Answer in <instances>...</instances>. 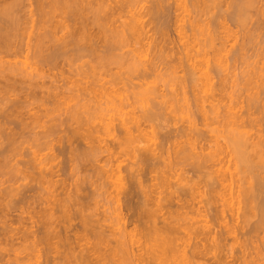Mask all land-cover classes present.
<instances>
[{
	"label": "rangeland",
	"instance_id": "374dc122",
	"mask_svg": "<svg viewBox=\"0 0 264 264\" xmlns=\"http://www.w3.org/2000/svg\"><path fill=\"white\" fill-rule=\"evenodd\" d=\"M2 1H4V2H2ZM10 1V0H9ZM145 1H147V2H145ZM145 1H143V3L141 4L140 3V5H139V7L141 8H139L138 9V11H140V13H141V16H143V19L142 20H144V25H145V32H147V33H145V34H147L148 35V37L146 36V35H144V36H146V37H144V38H146V39H142V42H144L145 44L143 45L142 44V42H141V44L143 45V46H141L139 43H135L134 42V40L133 39H131V38H127V40L126 41H123V43L122 44H119V45H117V46H115L113 49H107L105 46H102L103 45V43H102V40H100L99 41V39L100 38H98L97 36V38L96 37H94L93 39L94 40H96L97 39V41H95V42H90L89 40H87V42L88 43H92V46H94L95 47V49H97L94 53L93 52H87V51H85L84 52V54L85 55H83V53L81 54V53H77V52H75L74 50H73V48L71 47V46H69V47H67L68 48V50H67V55H69V56H67V55H65L64 57H65V59H64V57H60V58H58V60H57V62L56 63H54L55 65H52L51 63H49L48 61H47V58L49 57V55H47L48 54V52H51V49H52V47H53V49H56L57 48V45H56V43L57 44H59L60 42L62 43V41L64 42V40H67L66 38H67V36H66V32L67 31H69V27H70V24L69 23H71L70 21H68V30L67 31H65L66 30V28L65 27H63L62 25H60V24H62L61 22H64V23H67L66 21H64L65 20V18L64 17H60V15H59V13H56V14H53V16H51V15H49L48 17H47V19H46V17H45V21H43V19H42V22H40V19L42 18V17H39V11L37 10V8H36V5L35 4H33V0H22L21 1V3L23 4L22 6H23V8H22V12H24L25 14L26 13H28L29 11H31L32 12V16H31V20H26L25 22H26V24H22V26L23 25H26L25 27L27 28L28 27V30H26L25 29V31H23L24 29L23 28H25V27H23L22 28V30H21V33H23V34H21L20 33V31L18 32L19 33V37L17 36L18 35V33H17V39H15V44L16 43H18V44H16V46H15V48H13L12 50H9L8 52H11V53H13V54H7V52H6V54L5 53H3V50H1L0 51V60H17V62H18V64L20 63H22L23 64V62H25L24 63V65H23V67L25 66V64H28L29 65V69L27 68L26 70H28V71H31V73L29 74V72L27 73V72H25V74H23V72H22V68H21V73H19L20 71H18L17 72V74H16V76H15V82L14 83H16L17 85H15L16 87H18L17 89L16 88H11L10 89V86L11 87H13L12 85H10L11 83H13V81H11V83H10V81H8V82H6L7 84H3V83H5V79L3 78H1V71H0V98L1 97H3V98H5V97H9L10 99H14V100H16V99H18L19 100V98H20V100H19V102L21 103V101H24V105L22 104H20V103H18V105H19V107L22 109H20L19 107V110H21V111H19L18 110V108H17V110H18V112L15 110V112L17 113V115L14 113L13 115L15 116H17V117H19V118H16V120H18L19 122H20V120L19 119H21V122L22 123H24V124H22L21 122V124L20 125H17V121H15V125H14V123H8V124H4V126L5 127H7L6 128V131H12L13 132V134H15L16 133V136L18 137H16L15 135V141L16 142H14V145H10L9 147L11 148V150L9 149L8 151H10L9 152V154H4V155H6V156H4L5 158V160H6V157H9V156H12V157H10L11 158V160L10 159H8L7 158V160H6V162L8 163V166H7V164H6V167H5V169L2 171V169H0V177L2 178H0V182L2 181V180H4V182L5 183H2L1 182V184H3V185H1L0 184V189H2V191H4L3 190V187H5V188H8V186H10L11 184H13L14 183V186L16 185L17 186V184H18V181H19V185L18 186H22L23 185V190H21V193H24V195L25 194H27L28 192V194L27 195H29L28 197H27V201H25V199H24V203L22 204V202H20V204L22 205H16V208L18 207V206H21L22 208H20V212H21V214L23 213L24 215L23 216H25V217H28L30 220H34L33 221V230H36V231H38V230H40V223L42 224L44 221H45V216L43 217V215H41V214H45V212L44 211H42V209H45L44 207H45V197H47L48 196V194L46 195V190L44 189V187L43 186H41V184L37 181L38 179H35V178H37V177H34L35 175H36V172H35V170H34V172L33 171H31V169L32 168H27V169H25V166H23V164H25V160L27 161V163L29 162V164H33V161H32V157H33V153H34V155L36 154V160H37V158H40L39 160H42V161H46V159L45 158H48L49 160H50V162H51V164H53L52 166H54V167H52L53 168V170L55 171V175H54V180L56 179V180H58L59 182H57V184L56 183H54V184H56L55 185V188L52 186V188H54L53 190H52V192H51V196H50V199H51V201H52V205H51V213H53V215L51 214V215H49V216H52V219H51V224H53V223H55L56 225H51V227H52V229H54L55 231H53V233L55 232V234H56V236H59V238H57L56 236H53V238H51V247H50V250H48V248H47V246L46 245H44V243H40V244H38V248L36 249V252H38L37 254L40 256V257H38V255H35V256H31V260L33 261V262H35V263H37L38 261H39V263H37V264H48V262H47V259H48V256H50L49 258L51 259V261L49 262V264H66V262H67V264H77V262H79V261H77V258H80V257H75V255H74V253L77 255H79V252H80V250L83 248V246H85L83 249H85L86 247H87V244H88V246H92V245H94V243H97V247L98 246H101V247H99L98 249L99 250H101V248L102 249H104V253L106 254L105 256H107V258L105 259V261H106V263L102 260V258L103 257H105V256H103L104 255V253H100V256H102V258H101V260H102V263L101 264H116V263H118V262H115V261H117V259L116 260H114L113 258V260L111 259V257H112V253H110V252H112V250H114V248H116L117 249V247H116V245H117V242H116V238L119 236L118 235V233H117V228H125V230L127 229L128 230V232H129V234L131 235L132 234V236H133V242H130V238H128V236H127V238L129 239H127L126 240V243L127 242H129L128 243V246H129V248H132V252L135 254L134 255V257L132 258L134 261L132 262V264H134L136 261H137V263L138 264H161L160 262H161V260H163L165 257H163L162 255V258L163 259H160L159 260V258H158V260L160 261H158V260H155L154 259V257H150L149 256V254L146 252V250L148 251V249L150 250L151 248H153V247H151L152 245H153V242H154V240H152L153 239V237L154 236H156L155 234H153L152 232L155 230H152V226H151V224L152 225H154L153 224V222L156 220L157 222H158V220H159V223H157L156 222V224H155V228L157 229V224H163L162 222H164V225H167L166 224V222H167V220L165 219V217H166V215H169V213H170V215H172L171 217H174L173 216V214L176 216V212H180V210L182 211V212H184L183 211V208L182 209H180V210H178L179 208H177L176 207V204L177 203H192V205H194V206H192L193 208H194V210H195V208L196 209H198V210H196L195 212L196 213H198L199 214V216H198V214H195L194 216H196V217H194L193 215H191V214H193V213H189V217H194V220H201L200 222L201 223H204L205 224V228L204 229H206L208 226V228L204 231L203 230V235H201V233H200V235H201V237H200V240H199V235L198 236H196V238H197V240H195V237H194V239H187V241L186 242H190L191 244H193V243H195L194 245H191L190 243V245H189V247L188 246H186V248H189V249H191L190 248V246L191 247H193V246H196L197 244H198V249H199V251H197V252H199L200 253V251H201V253L202 252H206V254L204 253V254H201V256H200V254H198L197 256H199L198 258H197V256H194V260H195V258H197V263H194V262H196V260L194 261L193 259H192V262L191 263H194V264H240L241 263V258H240V256H241V252L244 250L248 255H249V257H253V258H251L253 261H255L254 260V258H256V262H253L252 264H255V263H258L259 262V264H264V207H262L263 209V211H261V209H260V207L259 206H257L258 204L259 205H261V200L264 198L263 197V195H264V190L262 189V187L259 185V184H261L260 182L262 181V182H264V162H262V163H258V161L257 160H261L262 161V159H263V161H264V142L262 141V140H264V90L262 89L263 88V83H264V78H262L263 77V75H264V70H263V68H264V63H263V61H264V26H263V24H264V20H262V19H264L263 17H264V14H262V13H264V0H243V2H242V0H240L241 1V3H238V2H240L239 0H187L188 1V3L186 2V0H184L185 1V5H187L186 7L187 8H185V7H180V6H182L183 4H184V2H183V0L181 1V5H178V3H177V0H160V2H158L159 0H154L156 3H154V1L153 0H145ZM150 1V2H149ZM164 1H166V2H164ZM199 1V2H198ZM202 1V3H200ZM204 1V2H203ZM212 1V2H211ZM235 1V2H234ZM248 2V4H247V2ZM253 1V2H252ZM1 2H2V4L3 3H5V0H0V4H1ZM7 2H8V0H7ZM141 2H142V0H141ZM196 2V3H195ZM237 2V3H236ZM245 2V3H244ZM255 2V3H254ZM170 3V4H169ZM183 3V4H182ZM198 3H200V4H198ZM206 3V4H205ZM242 3H244V4H242ZM253 4V5H251V4ZM155 4H156V6H155ZM159 4V5H158ZM165 4V5H164ZM169 4V5H168ZM191 4V5H190ZM196 4H197V6H196ZM202 4H203V6H205V7H203L202 6ZM209 4V5H208ZM214 4V5H213ZM219 4V5H218ZM235 4V5H234ZM246 4V5H245ZM163 5V6H162ZM208 5V6H207ZM213 5V6H212ZM232 5V6H231ZM238 5H245L244 7L242 6V9L239 7H237ZM248 5V6H247ZM153 6V7H152ZM194 6H196V7H194ZM202 6L203 7V9L201 10L200 9V7ZM152 7V8H151ZM162 7V8H161ZM201 7V8H202ZM235 7H237V8H235ZM245 7H249V9L247 10ZM250 7H252V8H250ZM180 8V9H179ZM185 8V9H187V10H183V9ZM199 8V9H198ZM232 8H235V10L233 9V11H232ZM243 8H245L244 9V12L242 11L243 10ZM32 9V10H31ZM148 9H150V12H149V10ZM163 9V10H162ZM168 9V10H167ZM190 9V10H189ZM251 9V10H250ZM258 9H259V11H258ZM37 10V11H36ZM223 10V11H222ZM230 10V11H229ZM237 10V11H236ZM247 10V11H246ZM257 10V11H256ZM165 11V12H164ZM168 11V12H167ZM186 11V12H185ZM231 11H232V13H231ZM238 11L240 12V13H238ZM262 11V12H261ZM22 12H21V14H22ZM148 12V13H147ZM219 12H221V14L219 13ZM225 12V13H224ZM235 12H237L238 14L236 15L235 14ZM242 12V13H241ZM256 12V13H255ZM259 12V14L257 15V13ZM23 13V14H24ZM143 13H144V15H143ZM151 13V14H150ZM169 13V14H168ZM232 14V15H230V14ZM248 13H250V15L248 14ZM35 15V17H33L34 15ZM153 14V15H152ZM184 14V15H183ZM224 14L226 15V16H224ZM242 14H246V16L245 15H243V17L245 18L246 17V19L248 18V21L249 22H245V20L243 19V17H242ZM262 14V15H261ZM54 15H55V17H54ZM59 15V16H58ZM235 15L239 18H235L236 19V21H235V19L233 18V17H235ZM249 15V16H248ZM255 15H257V17L255 16ZM260 15V16H259ZM145 16V17H144ZM183 16H185L184 17V19H185V23H184V20L183 19H181ZM187 16V17H186ZM188 16H189V18H188ZM223 16V17H222ZM229 16V17H228ZM150 17H153V19L152 18H150ZM159 17V18H158ZM196 17V18H195ZM215 17V18H214ZM252 17V18H251ZM262 17V18H261ZM53 18V19H52ZM64 18V19H63ZM155 18L157 19L156 21H155ZM180 18V19H179ZM186 18H188V19H186ZM191 18H193L191 21H193V23H194V21H196L197 19V23H199L200 21L202 22H205L206 24H207V26H206V24L204 23H202V25H200V24H198V25H200V26H202V28L203 29H205L204 31H202L201 32V30H203L201 27H200V29L201 30H196V28L194 29L191 25L189 26V24L190 23H192L191 21H190V19ZM223 18V19H222ZM233 18V19H232ZM257 18H258V20H257ZM33 19V20H32ZM35 19V20H34ZM51 19V20H50ZM61 19V20H60ZM89 19V18H88ZM123 19L125 20V17L123 16L122 18H120L119 20H121V21H123ZM151 19H152V21H151ZM178 19H179V21L181 20V22H179L178 21ZM200 19V20H199ZM222 19V20H221ZM243 19V20H242ZM250 19V20H249ZM49 20L52 22L53 21V23H51V22H49ZM57 20V21H56ZM59 20H60V23H59ZM118 20V21H119ZM127 20V19H126ZM159 20V21H158ZM187 20H189V21H187ZM217 20V21H216ZM224 20H226V21H224ZM237 20H238V22L240 23V26H239V23L237 22ZM242 20V21H241ZM262 20V21H261ZM46 21H48V22H46ZM88 21V20H87ZM89 21H91V18H90V20ZM117 21V23L118 24H116V22H115V25H119L120 24V22H118ZM163 21V22H162ZM167 21V22H166ZM199 21V22H198ZM235 21V22H234ZM242 23H241V22ZM244 21V22H243ZM260 21H261V23H260ZM29 24H28V23ZM46 22V23H45ZM92 22V21H91ZM155 22V23H154ZM159 22V23H158ZM177 22H179V23H181V26H182V24H183V26H184V24H186V26H184L183 27V30L187 33L188 32V30H189V32L187 33V34H189L188 35V37L190 38H188V37H185L184 39H182V38H180L179 36H178V30H176L177 28H178V24L179 23H177ZM183 22V23H182ZM190 22V23H189ZM219 22H221V23H219ZM35 23H37V24H35ZM42 23H44V24H42ZM64 23H63V25H64ZM158 23V24H157ZM161 23H165L164 25L163 24H161ZM225 23V24H224ZM260 23V24H259ZM27 24L29 25V26H27ZM59 24V25H58ZM148 24V25H147ZM155 24V25H154ZM156 24L158 25V26H156ZM160 24V25H159ZM169 24V25H168ZM177 24V25H176ZM215 26H214V25ZM218 24H220V25H218ZM245 26H244V25ZM166 25V26H165ZM204 25V26H203ZM208 25H210V26H208ZM228 26L227 28H225V27H222V26ZM237 25V26H236ZM241 25H243V27H244V29L243 28H241L242 26ZM260 25V26H259ZM21 26V27H22ZM41 26V27H40ZM43 26L45 27V28H43ZM48 26V27H47ZM54 26V27H53ZM56 26V27H55ZM61 26H62V28H61ZM165 26V27H164ZM205 26H206V28H208V29H206L205 28ZM217 26V27H216ZM38 27V28H37ZM50 27V28H49ZM94 27V26H93ZM157 27V28H156ZM189 27V28H188ZM190 27H192L195 31H196V33H195V31L191 28V30L192 31H194V35H192L191 36V34H193V32L190 30ZM219 27V28H218ZM260 27V28H259ZM30 28V29H29ZM40 28H42V29H40ZM65 28V29H64ZM164 28V29H163ZM186 28H188L187 30H186ZM209 28H212L211 30H209ZM225 32V34H228V36L227 35H224V32L221 30V29ZM40 29V30H39ZM46 29V30H45ZM166 29V30H165ZM217 30V31H219V32H215V31H213V30ZM226 29H228V31L226 30ZM258 29V30H257ZM38 30V31H37ZM43 30V31H42ZM93 30H97L96 28H94ZM158 30H159V32H158ZM162 30V31H161ZM206 30H208L209 31V33L208 34H210L211 35V33H212V31H213V34L212 35H214L213 37L212 36H209L208 34H206L207 33V31ZM232 30V31H231ZM31 31V32H30ZM40 31V32H39ZM42 31V32H41ZM46 31V32H45ZM48 31V32H47ZM55 33H54V32ZM198 31V32H197ZM229 32L230 31V33H227V32ZM254 31V32H253ZM27 32V33H26ZM31 34H30V33ZM43 32H45V36H47L46 34H50V36H52V37H45L44 36V39H42L43 37H41V46H42V49L44 48V51L43 50H41V49H39V47H38V45L40 46V43H38L39 41H37V38L38 37H40V35L42 34L43 35ZM95 32V31H94ZM156 32H157V34H156ZM190 32H192V33H190ZM201 32V33H200ZM246 32V33H245ZM251 32V33H250ZM40 33V34H39ZM54 33V34H53ZM202 33H204V34H202ZM219 33H221V35H222V37H221V35L219 34ZM28 34V35H27ZM30 34V35H29ZM162 34V35H161ZM164 34V35H163ZM199 34V35H198ZM201 34V35H200ZM208 35L207 37H206V35ZM216 34V35H215ZM217 34L218 35H220V36H217ZM230 34H232L231 36H229ZM250 36V34H252L253 35V37H249L248 35ZM27 37H26V36ZM41 35V36H42ZM158 37H157V36ZM235 35V36H234ZM247 36V39H246V36ZM251 35V36H252ZM254 35H256V37L254 36ZM55 37V40H54V37ZM58 36V37H57ZM161 36H163V37H161ZM200 36H202V37H200ZM204 36V37H203ZM243 36L245 37V39L243 38ZM165 37V38H164ZM178 37H179V40H182V41H179L178 40ZM220 37H221V39H220ZM233 37V38H232ZM63 38H65V39H63ZM156 38H157V40H156ZM163 38V39H162ZM187 38H188V40H187ZM192 38H194V39H192ZM213 38V39H212ZM225 38V39H224ZM229 38V39H228ZM250 38H252L251 40H249ZM19 39V40H18ZM39 39V38H38ZM53 39V40H52ZM130 39H131V41H130ZM186 39V40H185ZM206 39H208V40H206ZM212 41H211V40ZM223 39V40H222ZM47 40V41H46ZM132 40H133V42H132ZM152 40V41H151ZM190 40V41H189ZM196 40H197V42H196ZM230 40V41H229ZM244 40H249L248 42L250 43L251 41H253V43L251 42L250 44L249 43H247L246 41L244 42ZM128 41V42H127ZM148 41V42H147ZM151 41V42H150ZM158 42V43H156V42ZM194 41V42H193ZM221 41H222V43H221ZM226 41H228V42H226ZM26 42V43H25ZM56 42V43H55ZM59 42V43H58ZM96 42H97V44H96ZM100 42V43H99ZM161 42V43H160ZM180 42V43H179ZM184 44H183V43ZM185 42L187 43V45L188 46H190V44L191 43H193V48H194V51H193V48H192V50H191V47L192 46H190V47H188V48H190V53H189V51H185L184 52V50H189V49H187V45L185 44ZM210 42V43H209ZM241 42H243V43H241ZM34 43V44H33ZM36 43H38V44H36ZM53 43V44H52ZM54 43H55V45H54ZM60 43V44H61ZM126 45H125V44ZM147 43H149V45L147 44ZM197 43V44H196ZM199 43H200V45H202V46H200L199 45ZM204 43V44H203ZM213 43H214V45H213ZM49 44H50V46H49ZM84 44L87 46V45H89V44H87V43H84V41H83V46H84ZM97 46V45H100V46H98V47H96L95 45ZM129 44H130V46H129ZM146 44L148 45V46H146ZM152 44V45H151ZM157 44V45H156ZM212 44V45H211ZM216 44L218 45V46H216ZM241 44H243V45H241ZM36 45H37V48L39 49H37L36 48ZM182 45V46H181ZM184 45H185V48H184ZM192 45V44H191ZM226 45V46H225ZM85 46V48H87ZM139 46V47H138ZM150 46V47H149ZM196 46V47H195ZM237 46H239L238 48H237ZM240 46H242L241 48H240ZM17 47V48H16ZM140 47H142V48H140ZM149 48V50H146L147 48ZM199 47V48H198ZM211 47V48H210ZM246 47V48H245ZM41 48V47H40ZM102 48H103V50H102ZM122 48V49H121ZM145 49V52H144V55H143V61L145 62V61H147L146 63H151L150 61L151 60H153V62H155V60L158 62L157 64H159L160 63V65H158L159 67H160V69H159V67L157 68L158 70H156V71H154L155 69H153V71L152 70H146V71H144V70H142V69H139V70H137V69H135L134 71L131 69V68H129V69H131V71H132V73H129V69L127 68V65H128V63L131 65V61H134L137 57H139V55L142 57V54H143V50L142 49ZM162 48V49H161ZM221 48V49H220ZM222 48H224V50L223 51H225V52H223L222 53V51H220L219 53H217L218 51H216V50H222ZM244 48H245V50H244ZM52 49V50H53ZM77 48H75V50H76ZM139 49H141L142 51H140ZM155 49L156 50H158L159 49V51H155ZM178 49H180L179 51H178ZM182 49H184V50H182ZM203 49V50H202ZM211 49H213V52H212V50ZM214 49H215V51H214ZM226 49H227V51H226ZM236 49H238V50H236ZM21 50V51H20ZM35 50H36V53L39 51V53L41 52H44L43 54H36L35 53ZM38 50V51H37ZM41 50V51H40ZM135 50V51H134ZM160 50L161 51H163L162 53L160 52ZM198 50V51H197ZM242 50H244V51H242ZM103 51V52H102ZM138 51H140V52H142V53H140V52H138ZM191 51H193L194 52V57H196L195 56V54L197 55V56H199L200 57V54H201V57H200V59H204L205 58V60H207L206 58H208V60L210 59L211 61L210 62H208V65H209V69L207 70V73H211L210 74V80H209V83L207 82L208 80L207 79H205L206 81V83L207 84H205V85H208V86H206V91L204 90V83L202 84L203 85V87L201 86V81H204V76H202L201 77V75L203 74V73H200V72H198V71H193L191 68H190V66H188L189 65V63L187 62V60L189 61V59H187L190 55H193V53L191 52ZM238 51V53H236ZM241 51V52H240ZM17 52V53H16ZM33 52V53H32ZM68 52H69V54H68ZM71 52H72V54H71ZM104 52H109L108 54L109 55H111V56H113L114 54V57H113V59H111L110 60V58H112V57H108L109 55H106ZM115 52V53H114ZM124 53V54H121V53ZM138 52V53H137ZM148 52V53H147ZM156 52H160V53H156ZM179 52V53H178ZM188 52V53H187ZM196 52H198V53H196ZM201 52V53H200ZM206 53V54H204V53ZM226 52H228V53H226ZM120 53V54H119ZM150 53V54H149ZM155 53H156V55H155ZM167 53V54H166ZM184 53V54H183ZM185 53H187V54H190L188 57H184V56H186L185 55ZM192 53V54H191ZM213 53H217L218 55L219 54H225L224 55V57H223V55H221L223 58L221 59V61H223V62H221V61H219L220 59L219 58H221V57H219V58H217L215 55H213ZM243 53V54H242ZM247 53V54H246ZM4 54V55H3ZM49 54H51V53H49ZM102 54H105V56L108 58V59H104L105 61L107 60V62L108 63H106L105 61H102V62H100V59H101V57H105L104 55L102 56ZM129 54V55H128ZM146 54V55H145ZM149 56H148V55ZM153 54V55H152ZM159 54V55H158ZM203 54V55H202ZM208 54V55H207ZM15 55V56H14ZM41 55V56H40ZM46 55L48 56L47 58H46ZM80 55V56H79ZM100 55H101V57H100ZM135 55V56H134ZM136 55H138V56H136ZM166 55V56H165ZM182 55V56H181ZM7 56H9V57H7ZM42 57L43 56V58H44V56H45V61H42L41 60V58L40 57ZM99 56V57H98ZM117 56H118V59H120L119 60V62L120 63H118V59H117ZM145 56V57H144ZM146 56H148V57H146ZM156 56V57H155ZM161 56V57H160ZM163 56V57H162ZM202 56H207V57H203L202 58ZM237 56V57H236ZM239 56V57H238ZM247 56V57H246ZM15 57H17V58H15ZM29 57V58H28ZM77 57V58H76ZM81 57V58H80ZM86 57V58H85ZM94 57H96V58H94ZM120 57V58H119ZM128 57V58H127ZM152 57V58H151ZM180 59H179V58ZM214 57V59H212ZM215 57L217 58V59H219L218 60V63H217V59H216V63H214V61H215ZM243 57V58H242ZM3 58V59H2ZM10 58V59H9ZM26 58V59H25ZM27 58H28V60H27ZM42 58V59H43ZM89 58V59H88ZM97 58H99V60L97 59ZM140 58V57H139ZM146 58V59H145ZM148 58V59H147ZM198 58V57H197ZM24 59V60H23ZM89 61H88V60ZM123 59V60H122ZM141 59V60H142ZM179 59V60H178ZM184 59V60H183ZM199 59V58H198ZM245 59V60H244ZM84 60H87V62H88V64L90 65H88L87 64V62L86 61H84ZM108 60H110L112 63H109L110 61H108ZM115 60H116V63H115ZM122 60V61H121ZM137 60V59H136ZM161 60V61H160ZM186 60V61H185ZM207 60V61H208ZM214 60V61H213ZM96 61V62H95ZM126 61H128V62H126ZM142 61V62H143ZM149 61V62H148ZM177 61H179L178 63L180 64H178L177 63ZM227 61V62H226ZM35 62V63H34ZM37 62V63H36ZM86 62V63H85ZM98 62V63H97ZM143 62V63H144ZM212 62V63H211ZM220 62V63H219ZM224 62H225V65H224ZM31 63H32V65H31ZM43 63V64H42ZM58 63H60V64H58ZM70 63V64H69ZM122 63V64H121ZM156 63V62H155ZM176 63H177V65H176ZM216 64V65H214V64ZM50 64V65H49ZM66 64V65H65ZM106 64V65H105ZM119 64H121V65H119ZM175 64V65H174ZM222 64V65H221ZM28 65H26L25 67H27ZM39 65V66H38ZM71 65H72V67H71ZM92 65V66H91ZM94 65V66H93ZM98 65V66H97ZM173 65V66H172ZM181 65H183V66H181ZM218 65H221V66H218ZM20 66V65H19ZM22 66V65H21ZM83 66V67H82ZM105 66V67H104ZM109 66V67H108ZM129 66V65H128ZM187 66V67H186ZM224 66V67H223ZM40 67V68H39ZM43 67V68H42ZM76 67V68H75ZM79 69H78V68ZM98 67V68H97ZM177 67V68H176ZM223 67V68H222ZM262 67V68H261ZM33 68V69H32ZM102 68V69H101ZM103 68L104 69H106V70H104L103 71ZM125 68H126V70H125ZM211 68V69H210ZM260 68V69H259ZM1 69V68H0ZM36 69H38V70H36ZM45 69V70H44ZM99 69H101V71L100 72H98L99 71ZM225 69V70H224ZM262 69V70H261ZM36 70V71H35ZM160 70V71H159ZM161 70H162V72H161ZM205 70V69H204ZM257 70H259V71H257ZM262 72H261V71ZM34 71V72H33ZM41 71H42V74H41ZM119 71H121L120 73H119ZM218 71L220 72V73H218ZM255 71H256V73H255ZM117 72H118V74H117ZM124 72V73H123ZM153 72V73H152ZM194 72V73H193ZM196 72V73H195ZM249 72H251L250 74H248ZM6 74L7 72L6 71H3L2 72V74ZM137 73V74H136ZM155 73V74H154ZM255 73V74H254ZM263 75H262V74ZM28 76H27V75ZM39 75V76H36V75ZM44 74V75H43ZM50 74V75H49ZM80 74V75H79ZM117 74V75H116ZM130 74V75H129ZM146 74V75H145ZM164 75V77H163V75ZM196 74V75H195ZM200 74V75H199ZM209 74H207V76H209ZM247 76H246V75ZM254 74V75H253ZM256 74H258V76L260 77H257L256 76ZM33 75H35V76H33ZM49 77H48V76ZM101 75H102V77H101ZM191 75V76H190ZM204 75V74H203ZM3 76V75H2ZM55 76V77H54ZM78 76V77H77ZM92 76V77H91ZM146 76V77H145ZM206 76V75H205ZM213 76V77H212ZM71 77V78H70ZM89 77V78H88ZM204 77V78H203ZM212 77V78H211ZM244 77V78H243ZM247 77V78H246ZM250 77V78H249ZM252 77H256L255 78V80H254V78H252ZM6 78V77H5ZM40 78V79H39ZM51 78V79H50ZM64 78V79H63ZM84 78V79H83ZM194 78V79H193ZM203 78V79H202ZM259 78V79H258ZM37 80V82H43V84H42V86H41V83H40V86L39 87H37L36 89H38V90H35V93L33 94V95H29L28 94V96H27V94H25L26 92L23 90L24 88H25V86L27 85V83L31 80H33V81H35V80ZM54 79V80H53ZM104 79V80H103ZM107 79V80H106ZM181 79H183V81H182V84L183 85H181ZM195 79H197V80H195ZM199 79V80H198ZM202 79V80H201ZM248 79V82L246 81ZM251 79H253L252 80V82L254 81L255 83H252L251 82ZM29 80V81H28ZM41 80V81H40ZM59 80V81H58ZM187 82H186V81ZM190 80H191V82H190ZM197 81V82H195V81ZM261 80V81H260ZM262 80H263V83H262ZM18 81V82H17ZM55 81V82H54ZM71 81V82H70ZM78 83H80V84H78ZM80 81V82H79ZM82 81V82H81ZM91 81V82H90ZM193 81V82H192ZM212 81V82H211ZM246 81V82H245ZM150 82V83H149ZM178 82V83H177ZM251 82V83H250ZM257 82V83H256ZM260 82V83H259ZM23 83V84H22ZM75 83V84H74ZM77 83V84H76ZM82 83H84V84H82ZM108 83V84H107ZM146 83H148V85L146 84ZM154 83V84H153ZM180 83V84H179ZM186 83V84H185ZM196 83V84H195ZM45 84V85H44ZM54 85V87H56L55 89H56V92L57 91H59V93H55V90L53 89L54 87L53 86H51V88L54 90H50V91H52V92H50L49 90H48V88L47 87H49L50 88V85ZM113 84V85H112ZM140 84V86H138ZM144 84V85H143ZM150 84V85H149ZM152 84V85H151ZM192 84H194V86H192ZM212 85V87H210L211 85ZM255 84V85H254ZM260 84L262 85V86H260ZM7 85H9V89L7 88L8 86ZM43 85H44V87H43ZM81 85H84V87L83 86H81ZM95 85V86H94ZM180 85V86H179ZM197 85V86H196ZM199 85V86H198ZM250 85H252L251 87H250ZM258 85H259V87H258ZM7 86V87H6ZM14 86V87H15ZM21 86L23 87V89L21 88ZM73 86H75V87H73ZM87 86V87H86ZM93 86V87H92ZM108 86H110V87H108ZM113 86V87H112ZM138 86V87H137ZM144 86V87H143ZM148 86H151V87H149L148 88ZM185 86H187L186 88H185ZM5 87L7 88V90L5 91ZM47 88V89H44V88ZM63 87V88H62ZM95 87H97V88H95ZM116 87V88H115ZM154 87V88H153ZM194 87V88H193ZM202 87V88H201ZM210 87V88H209ZM253 87L256 89V91H255V89H253ZM19 88H20V90H23L24 92H22V91H20L19 90ZM43 88V89H42ZM72 88V89H71ZM75 88V89H74ZM76 88H77V90H76ZM90 88V89H89ZM95 88V89H94ZM100 88V89H99ZM119 88V89H118ZM145 90H144V89ZM151 88V89H150ZM185 88V89H184ZM41 89V90H40ZM85 89V90H84ZM89 91H88V90ZM97 89H98V91H97ZM114 89V90H113ZM194 89H195V91H194ZM212 90L213 92H210V91H208V90ZM10 90L12 91V92H10ZM43 90H44V93H43ZM48 90V91H47ZM76 90V91H75ZM96 91V93H95V91ZM104 90V91H103ZM115 90H117V91H115ZM151 90V91H150ZM154 90V91H153ZM204 91V93H203V91ZM9 91V92H8ZM17 91V92H16ZM20 91V92H19ZM47 91V92H46ZM84 91V92H83ZM112 91V92H111ZM134 91V92H133ZM140 91V92H139ZM142 91V92H141ZM145 91V92H144ZM194 91V92H193ZM196 91H199V94H200V96L202 95V97L203 98H205V101H206V98L208 99V101H211V100H213V98H214V101H215V103L213 102V101H211V103L213 102V104H216L217 105V103H219V101H220V103L218 104V106H220V104L222 105V106H220L221 108L222 107H225L226 106V104L228 105V104H232L233 106H235V110L237 111V114L239 115V116H241V117H239V118H243L242 120V123L241 124H243L244 122H245V124L246 125H244L243 124V126L245 127V129H247V130H249V129H252V130H249L248 131V137H247V134L246 133H244V132H242V134L244 135V134H246L243 138H246V141L247 142H245V145L243 144L242 146H241V148H242V150L244 151L243 153H246V154H243V155H245V159H243V160H241L238 156H237V153L235 152V149H234V146L232 145V144H230V143H232L233 142V139H236V138H234L236 135H238V134H234V137H232V135H231V133H232V130H231V132L228 130V128H234L235 129V127L236 126H231V125H228V127H227V125H226V123L222 120L223 118H224V116H223V118L221 119V115L225 112L224 110V112L222 111V113H221V115L219 116V115H216L214 118L213 117H207L208 119H209V121H208V119H207V121H206V119H204L205 121H206V126L204 125L205 124V122H202L203 121V119H201L202 117H200V115H198V116H196L197 115V112L198 113H200L199 111H198V109H195V108H197V107H195V105L197 106V102L195 103L193 100L195 99V97H197L198 96V94L196 95V96H194L195 94L194 93H197ZM202 91V92H201ZM7 92V93H6ZM48 92H50V93H55V94H59V96H57L55 99L53 98V101L55 100V102L56 103H58V101L59 100H62L61 102H60V104H59V107H57V108H55V107H53V105L55 106H57V104H54L55 102H52V98H48L47 97V93ZM74 92H75V94H74ZM76 92H78V93H76ZM109 92V93H108ZM117 92V93H116ZM136 92V93H135ZM138 92V93H137ZM150 92V93H149ZM176 94H175V93ZM201 92V93H200ZM206 92V93H205ZM254 92V93H253ZM261 92H262V94H261ZM16 93V94H15ZM22 93H24L25 95H26V98H25V95L23 94L22 95ZM87 93V94H86ZM93 93V94H92ZM106 93H107V95H106ZM114 93H116V95H117V97L118 98H120L119 96L121 95L122 96V98H124V97H128L129 99H130V101H131V107H132V105L134 104L135 106H136V109H135V106H133L132 107V109L130 108V105H129V107L127 108L126 106L124 107V109H125V112H126V108H127V112L129 111L130 112V110H133V108H134V112L135 113H137L135 116H136V119H138V121H140L139 123H141V122H143V124L141 125H139V131H141L142 133H143V137H145V138H142V136L141 135H139V136H141L139 139V143H138V145H137V147L139 148V150H138V148L136 149V151L134 150L135 148H126V149H124L122 146V144H120V143H122L123 142V138H124V136H123V132H122V129L120 128V122H119V116L118 115H120L118 112L116 113V111L113 113L111 110V112H110V114H109V112H106L108 109H106V107H107V105H105V104H102V102H101V107H102V109H103V111H102V113L104 112V114L105 115H102L101 116V118H103L104 116H107V114L112 118V119H110V117L109 118H107V117H105V118H103V120L104 119H106L107 118V121H110V125H111V123H112V125H113V127L111 128L110 127V130H109V132H108V134H107V131L104 133V132H102V130H101V128H100V126H98V125H100L101 123H103L102 122V120L100 121V118H98V116L96 117V116H93V115H95V112L92 110V108H94V105H95V102H94V100H93V97H92V95L94 96V99L95 98H105V96H106V98H111L113 95H114ZM130 93H132V94H130ZM145 93V94H144ZM213 93H215L214 95H213ZM8 94V95H7ZM19 94V95H18ZM21 94V95H20ZM38 94V95H37ZM73 94H74V96H73ZM80 96V98L81 99H78V100H80V102H78L77 100H74V98L76 97V96H78V95ZM83 94V95H82ZM110 94V95H109ZM140 94V95H139ZM142 94H144V95H142ZM156 94V95H155ZM160 94H162V95H160ZM174 94V96H172V95ZM213 96H212V95ZM254 94V95H253ZM7 95V96H6ZM35 95V96H34ZM76 95V96H75ZM127 95V96H126ZM187 95V96H186ZM209 95V96H208ZM211 95V96H210ZM251 95V96H250ZM258 97H257V96ZM17 96V97H16ZM29 96H31L32 98H30ZM37 96V97H36ZM62 96V97H61ZM79 96H78V98H79ZM108 96V97H107ZM111 96V97H110ZM131 96V97H130ZM133 96V97H132ZM148 96V97H147ZM170 96V97H169ZM194 96V97H193ZM198 97V99H201L202 97ZM22 97V98H21ZM24 97V98H23ZM46 97V98H45ZM60 97V98H59ZM90 97V98H89ZM113 97H116L115 95L113 96ZM116 97V98H117ZM155 98V100H153V101H150V102H148L147 103V105L146 104H143V102H141V101H139L138 99H136V98ZM162 97V98H161ZM164 97V98H163ZM255 97H257L256 98V100H255ZM28 98V99H27ZM30 98V99H29ZM37 98V99H36ZM62 98V99H61ZM158 98V99H157ZM168 98H174V99H177L178 100V102L176 103V104H179V106L177 105H175V103H174V111H176V113L175 112H173V110L171 111V109L170 108H168L169 106H168V104H165L163 101H162V99H164V100H166V99H168ZM188 98V99H187ZM191 98H193V99H191ZM228 98V99H227ZM235 98V99H234ZM237 98V99H236ZM22 99H24V100H22ZM32 99V100H31ZM77 99V98H76ZM83 99V100H82ZM87 99H89V100H87ZM128 99V100H129ZM156 99H157V101H156ZM161 99V100H160ZM191 99V100H190ZM217 99V100H216ZM5 100V99H4ZM39 100H41V101H39ZM58 100V101H57ZM136 100V101H135ZM137 100L139 101V102H141L143 105H145V107L146 108H148L150 111H152V113H153V116H147V114L146 113H144V114H146V116H144L143 115V110L141 109V106H140V104L141 103H139V102H137ZM170 100V99H169ZM185 100H186V102H185ZM202 100H204V99H202ZM229 100V101H228ZM232 100H234V101H232ZM236 100V101H235ZM254 100V101H253ZM31 101V102H30ZM37 101V102H36ZM46 101V102H45ZM64 101V102H63ZM75 101L76 102H78V103H82V104H89V108H91L89 111V113H88V115H85L86 113H84V112H82L81 113V117H80V119H78V120H76V119H73L72 120V118H71V116H70V114H71V112H68L69 110L70 111H72L73 109H75L74 107H76V104L77 103H75ZM130 101H128L129 103H130ZM133 101H135V102H133ZM196 101V100H195ZM226 101V102H225ZM229 103H228V102ZM260 101V102H259ZM0 102H2V99L0 100ZM4 102V101H3ZM3 102L2 103H0V105L1 106H4L3 105ZM27 102H28V104H27ZM35 103V105H34V103ZM45 102V103H44ZM51 102L53 103V105L51 104ZM91 102V103H90ZM160 102V103H159ZM235 104H234V103ZM251 102V103H250ZM252 102H254L253 104H252ZM257 102V103H256ZM159 103V104H158ZM164 103V104H163ZM181 103H184V105H187V109H190V107H191V109H192V111H190L191 113H188L187 114V111L189 112V110H187L186 111V113H184V110L183 109H181L182 111H183V113L185 114H183L182 112H181V110L179 109L180 108V106H181ZM192 105H190V104ZM193 103V104H192ZM205 103V102H204ZM209 103V102H208ZM255 103H256V105H255ZM26 104V105H25ZM33 106H32V105ZM64 104V105H63ZM75 104V105H74ZM141 104V105H142ZM150 104V105H149ZM195 104V105H194ZM249 104V105H248ZM7 105V104H6ZM49 105V106H48ZM62 105V106H61ZM168 107H167V106ZM204 105H206L205 106V110L206 109H208L210 106H209V104H207V102L204 104ZM239 105V106H238ZM29 106V107H28ZM32 106V107H31ZM34 106H36V107H34ZM70 106V107H69ZM74 106V107H73ZM149 106V107H148ZM159 106V107H158ZM177 107V109H176V107ZM183 106V105H182ZM209 106V107H208ZM255 108H254V107ZM5 108H7L6 106H4ZM24 107V108H23ZM42 107V108H41ZM60 107H62V108H60ZM68 107V108H67ZM87 107V108H88ZM104 107H105V109H104ZM139 109H138V108ZM152 107V108H151ZM238 107V108H237ZM1 109L3 108V107H0ZM26 108V109H25ZM32 108V109H31ZM36 108V109H35ZM58 108H59V110H58ZM64 108H66L65 110H63ZM71 108V109H70ZM158 108V109H157ZM167 108V109H166ZM182 108H184V106L182 107ZM30 109H31V111H30ZM62 109V110H61ZM185 110H186V107L184 108ZM190 109V110H191ZM193 109H195L196 110V113H195V110H193ZM210 110H211V108H209ZM222 109H224V108H222ZM233 109H234V107H233ZM256 109V110H255ZM3 110H4V108H3ZM25 110V111H24ZM36 110V111H35ZM38 110V111H37ZM57 110V111H56ZM136 110V111H135ZM164 110V111H163ZM210 110H208V112H210ZM219 110V111H220ZM239 110V111H238ZM5 111H7L6 109H5ZM10 111V110H9ZM62 111V112H61ZM65 111V112H64ZM145 111V110H144ZM157 111V112H156ZM162 111V112H161ZM22 112V113H21ZM27 112V113H26ZM38 112V113H37ZM58 112V113H57ZM133 112V111H132ZM162 114H161V113ZM179 112H181V116H185V117H187V115H188V117H190V118H193L194 117V119H192V120H195L194 121V123L192 122V124L193 125H195L196 127V129L195 128H191V130L190 129H186V128H189V126H193V125H191V120H190V118L187 120V118H185L184 116H183V118L181 117V116H179L180 115V113ZM193 112L196 114H193ZM246 112V113H245ZM18 113H20V115L18 114ZM25 113V114H24ZM56 113V114H55ZM64 113V114H63ZM84 113V115H82ZM92 113V114H91ZM94 113V114H93ZM112 113V114H111ZM135 113H133L132 115L134 116V114ZM161 114L162 115V117L163 118H161V117H159V114ZM164 113V114H163ZM220 113V112H219ZM243 113H245V114H243ZM249 113H250V115H249ZM34 116H33V115ZM60 116H59V115ZM69 114V115H68ZM114 114V115H113ZM118 114V115H117ZM179 114V115H178ZM183 114V115H182ZM187 114V115H186ZM192 116H190V115ZM201 114V113H200ZM208 114H210V113H208ZM241 114V115H240ZM251 114H252V116H251ZM19 115V116H18ZM29 115V116H28ZM56 115V116H55ZM92 115V116H91ZM141 115H143V116H141ZM160 115V116H161ZM174 115H175V117H174ZM195 115V116H194ZM212 114H210V115H208V116H211ZM214 115V114H213ZM246 115H248V116H246ZM13 116V119L16 117H14ZM28 116V117H27ZM36 116V117H35ZM58 116V117H57ZM86 116V117H85ZM88 116V117H87ZM219 118H218V117ZM243 116V117H242ZM250 116L252 117V118H250ZM31 117V118H30ZM32 117H35V118H37L36 119V121L34 120V118H32ZM42 118V119H40V118ZM89 117H92V118H90L89 119ZM94 117H96V118H98V119H93ZM139 117H141V119L139 118ZM145 119H144V118ZM216 117L218 118V119H216ZM12 118V117H11ZM63 118V119H62ZM65 118H66V120H65ZM83 118V119H82ZM88 118V119H87ZM114 118V119H113ZM161 118V119H160ZM166 118V119H165ZM179 118V119H178ZM180 118H181V120H180ZM196 118V119H195ZM202 120V121H200V119ZM211 118V119H210ZM246 118H248V119H246ZM12 119V120H13ZM31 119V120H30ZM69 119V120H68ZM109 119V120H108ZM116 119V120H115ZM160 119V120H159ZM176 119V120H175ZM186 119V120H185ZM222 120V121H220V120ZM241 119H240V121H241ZM250 119V120H249ZM254 119V120H253ZM2 120V118H0V121ZM24 122H23V121ZM32 120H34V121H32ZM42 120V121H41ZM82 120V121H81ZM88 122H87V121ZM147 120V121H146ZM168 120V121H167ZM200 121V123H199V121ZM220 122H219V121ZM248 120H249V122H248ZM14 121V120H13ZM30 121V122H29ZM57 121V122H56ZM59 121V122H58ZM81 121V122H80ZM87 123H86V122ZM93 121H98L99 122V124H98V122H93ZM118 121V122H117ZM165 121V122H164ZM189 121H190V124H189ZM239 121V122H240ZM3 120L0 122V125H1V127H3ZM28 122V123H27ZM32 122V123H31ZM36 122V123H35ZM38 122V123H37ZM56 122V123H55ZM63 122V123H62ZM69 122V123H68ZM161 122H162V125H161ZM178 122V123H177ZM195 122L197 123V124H195ZM215 122V123H214ZM227 122V121H226ZM252 122V123H251ZM2 123V124H1ZM41 123H43V124H41ZM65 123V124H64ZM92 123V124H91ZM117 123V124H116ZM144 123H146V124H144ZM159 123V124H158ZM166 125H165V124ZM170 123V124H169ZM175 123V124H174ZM177 123V124H176ZM188 123V124H187ZM202 123V124H201ZM204 123V124H203ZM209 123V124H208ZM220 123V124H219ZM222 123V124H221ZM256 123V124H255ZM33 124V125H32ZM47 124V125H46ZM56 124V125H55ZM60 124V125H59ZM64 124V125H63ZM70 124V125H69ZM73 124V125H72ZM98 126V127H96V125ZM211 124V125H210ZM250 124V125H249ZM254 126H253V125ZM10 125V126H9ZM17 125V126H16ZM41 125H43V126H41ZM52 125V126H51ZM54 125V126H53ZM63 125V126H62ZM81 125V126H80ZM83 125V126H82ZM111 125V126H112ZM201 125H202V127H201ZM21 126V127H20ZM23 126V127H22ZM51 126V127H50ZM62 126V127H61ZM72 126H73V129H72ZM86 126H89V127H86ZM115 126V127H114ZM117 126V127H116ZM143 126V127H142ZM161 126H162V129H161ZM185 126H187V127H185ZM209 126H210V128H209ZM242 126V127H243ZM4 127V128H5ZM37 127V128H36ZM50 127V128H49ZM171 128V131H170V128ZM180 127V128H179ZM194 127V126H193ZM204 127V128H203ZM241 127V129L242 130H244L243 128ZM247 127V128H246ZM250 127V128H249ZM23 128H25L24 130H23ZM29 128V129H28ZM60 128V129H59ZM63 128V129H62ZM71 128V129H70ZM84 128V129H83ZM91 128H92V131H91ZM95 128V129H94ZM99 128V129H98ZM115 128V129H114ZM179 128V129H178ZM198 128L200 129L201 128V130H198ZM207 128V129H206ZM210 130H209V129ZM231 128V129H232ZM240 128V127H239ZM10 129H12V130H10ZM41 129V130H40ZM79 129H80V131H79ZM82 129V130H81ZM88 129H89V131H88ZM114 131H113V130ZM176 129V130H175ZM195 129V130H194ZM202 129H204V130H202ZM259 129V130H258ZM14 130V131H13ZM33 130H35V131H33ZM57 130V131H56ZM67 130V131H66ZM86 132V135H85V132ZM87 130V131H86ZM98 130V131H97ZM99 130H101V131H99ZM111 130L113 131L112 133H111ZM179 130V131H178ZM194 130V131H193ZM198 130V131H197ZM206 130L208 131V132H206ZM211 130H212V133H214V134H212L211 133ZM258 130V131H257ZM17 131V132H16ZM22 131H23V133H22ZM37 131V132H36ZM42 131V132H41ZM83 131V132H82ZM95 131V132H94ZM136 131V130H135ZM167 131V132H166ZM169 131V132H168ZM178 131V132H177ZM186 133H185V132ZM188 131V132H187ZM200 131V132H199ZM15 132V133H14ZM20 134H19V133ZM89 132H91V133H95L96 135H94V133H93V135H91V136H89L88 137V135H89ZM98 134H97V133ZM101 132V133H100ZM117 132V133H116ZM133 132H134V130H133ZM172 132V133H171ZM174 132V133H173ZM176 132L178 133L177 135H176ZM180 132V133H179ZM189 132H192V134L191 135H189ZM198 132V133H197ZM210 132V133H209ZM218 132V133H217ZM235 132H238V131H235ZM245 132H246V130H245ZM256 132V133H255ZM24 133H25V135H24ZM26 133H28V134H26ZM32 133V134H31ZM35 133H36V135H35ZM47 133V134H46ZM72 135H71V134ZM82 133H84L83 135H82ZM113 133H115L114 135H113ZM135 134H137V132H134ZM166 133V134H165ZM170 133V134H169ZM200 133V134H199ZM216 133V134H215ZM229 133V134H228ZM250 133V134H249ZM38 134H39V136H38ZM45 134V135H44ZM58 134V135H57ZM75 134H77V135H75ZM105 134V135H104ZM110 134V135H109ZM145 134V135H144ZM184 134V135H183ZM195 134L197 135V136H195ZM207 134V135H206ZM210 134V135H209ZM233 134V133H232ZM251 134H253V135H251ZM20 135H22V136H20ZM31 135V136H30ZM98 135H99V137H98ZM118 135V136H117ZM169 135V136H168ZM182 135V136H181ZM199 135V136H198ZM202 135V136H201ZM251 135V136H250ZM35 136V137H34ZM38 136V137H37ZM52 136V137H51ZM86 136V138H84ZM97 136V138H95V137ZM102 136H105V137H102ZM108 136H109V138H108ZM115 138H114V137ZM176 136V137H175ZM180 136V137H179ZM194 136V137H193ZM212 136V137H211ZM238 136H240V135H238ZM237 136V137H238ZM27 137V138H26ZM55 137V138H54ZM71 137V138H70ZM76 137V138H75ZM93 138V140H94V138L97 140L98 138V140L96 141H93L92 140V138ZM170 137V138H169ZM183 137V138H182ZM196 137V138H195ZM61 138V139H60ZM73 138V139H72ZM83 138V139H82ZM89 138V139H88ZM101 138H103V139H101ZM113 138V139H112ZM146 138H147V140H146ZM193 138V139H192ZM204 138V139H203ZM217 138V139H216ZM249 138V139H248ZM257 138V139H256ZM46 139V140H45ZM87 139V140H86ZM120 141V143H119V141ZM143 139V140H142ZM145 139V140H144ZM169 139V140H168ZM171 139V140H170ZM179 139V140H178ZM195 139V140H194ZM216 139V140H215ZM253 141H252V140ZM258 139H260V140H258ZM18 140H20L19 142H18ZM54 140V141H53ZM59 140V141H58ZM61 140H62V144H61ZM70 140V141H69ZM84 140V141H83ZM90 140H91V142H90ZM101 140H103V141H101ZM113 140V141H112ZM115 140V141H114ZM143 141V142H140V141ZM168 140V141H167ZM173 140V141H172ZM182 140H183V142H182ZM188 140V143L186 142ZM199 140V141H198ZM202 140H204V141H202ZM221 140V141H220ZM226 140H228V143H227V141ZM230 140V141H229ZM232 140V141H231ZM250 140V141H249ZM256 140H258V141H256ZM34 141V142H33ZM52 141H53V143H52ZM57 141H58V143H57ZM74 141V142H73ZM148 143H147V142ZM192 141H194V142H192ZM196 141V142H195ZM211 141H212V143H211ZM218 141V142H217ZM252 141V142H251ZM255 141H256V143H258V144H256V145H253L254 143H255ZM260 141V142H259ZM32 142V143H31ZM39 142V143H38ZM40 142H42V143H40ZM49 142V143H48ZM76 142V143H75ZM77 142H79L78 144H77ZM81 142V143H80ZM98 142H99V144H98ZM109 142V143H108ZM114 142H116V143H114ZM118 142V143H117ZM145 142V143H144ZM209 142V143H208ZM230 142V143H229ZM251 142V143H250ZM7 143V142H6ZM15 143H16V145H15ZM74 143V144H73ZM86 143V144H85ZM111 143V144H110ZM114 143V144H113ZM144 144V146H145V148H144V146H142V144ZM147 143V144H146ZM186 143V144H185ZM190 143V146H192L193 144L192 143H196L195 145H193V147H195V151L196 152H200V151H202V152H204V153H208L209 151H212L213 150V148L215 147V145H218V147L219 146H221V147H219V150H220V148H221V152H217V153H221L219 156L220 157H222V160H221V164H223L224 165V167L225 168H228V165H229V168H228V170H229V172L231 171V170H233L231 173H232V177H233V183H235L234 185V187H235V190H236V188H238V187H240L241 189H242V191H243V189H248V190H246L247 191V195H246V197L244 198L245 199V201L243 200V204L241 203V202H236V204L237 205H239L238 203H241V205H239V206H236V207H234V209H235V211H233L232 212V210L233 209H231V211H227V212H229L228 214H227V212H226V217L227 218H225L227 221H228V219H229V223H230V226H231V229H234V228H236V230H234V232H233V234L235 235H231V233H232V231L233 230H231V233H230V231L229 232H227V231H225L226 229H224V226L222 225V224H218L219 222L218 221H221V220H216L217 218H215V217H218V214L220 215V213H218L219 211L218 210H216L215 209V205H216V203L215 204H213L214 202H213V200L211 201V204H210V195H213V194H210V192L209 191H206V190H212V189H214V188H216V187H218V184H217V186L215 187V185H216V183L217 182H214L215 183V185H213L214 183H213V181H216V178L215 179H212L214 176H215V174L212 172L213 170H214V168H216V167H214V166H212V164H211V162H207L208 164H210L209 166L210 167H208L207 165H206V167H207V169H206V167H205V165L204 166H202V169H201V167H199V168H194V167H196V165H195V163H189V161H190V159H189V161H180L178 158L181 156V154H179V157H177V159L179 160V162H177V159H176V161H175V155H176V152H177V150L179 149V147H177L176 149H175V155H173V150H174V147H175V145L176 144H178V146L180 145V144H183V145H186V147L185 148H188L187 147V145ZM201 143V144H200ZM215 143H217V144H215ZM261 143V144H260ZM9 144H10V142H9ZM18 144V145H17ZM25 144V145H24ZM49 144V145H48ZM78 145V146H76V145ZM80 144V145H79ZM92 144V145H91ZM93 144H94V146L95 147H97L98 148V150H97V148H95L94 146H93ZM96 144V145H95ZM116 144V145H115ZM120 144V146H117V145H119ZM148 146V147H151V148H154V150H153V153L151 154V153H149L150 151H147L148 153H149V157H145V156H148V153H146V150H148L147 148L148 147H146V145ZM174 144V145H173ZM210 144V145H209ZM215 144V145H214ZM24 145V146H23ZM40 145V146H39ZM42 145V146H41ZM84 145V146H83ZM98 145V146H97ZM103 145V146H102ZM113 145V146H112ZM167 145V146H166ZM183 145H181V146H183ZM207 145V146H206ZM214 145V146H213ZM231 145H232V147H231ZM257 145H259V148L258 147H256ZM14 146H16L15 147V149L13 148ZM19 146V147H18ZM37 146V147H36ZM63 146V147H62ZM91 146H93V147H91ZM99 146H101L104 150H105V148L106 149H108V147H109V149H111V151H113L112 153L114 154V158L116 159H114V160H111V159H113V157L112 158H108L107 156H108V152L109 151H105L104 152V150L101 148V147H99ZM106 146H108V147H106ZM118 147V150H117V147ZM140 146H141V148H140ZM177 146V145H176ZM189 146V145H188ZM227 146V147H226ZM31 147V148H30ZM53 147V148H52ZM61 147V148H60ZM66 147V148H65ZM78 147V148H77ZM105 147V148H104ZM115 147V148H114ZM173 147V148H172ZM184 147V146H183ZM200 147H202L203 148V150H201L200 149ZM213 147V148H212ZM255 147V148H254ZM24 148H25V150H24ZM36 148H37V150H36ZM48 148V149H47ZM74 148V149H73ZM120 148V149H119ZM209 148V149H208ZM212 148V149H211ZM227 148H228V152H227ZM229 148H230V150H229ZM257 148V149H256ZM12 149H14L13 151H12ZM28 151H27V150ZM47 149V150H46ZM72 149V150H71ZM89 149V150H88ZM140 149H141V151H140ZM163 149V150H162ZM215 149V148H214ZM225 149V150H224ZM233 149V150H232ZM35 150V151H34ZM60 150H62V151H60ZM68 150V151H67ZM70 150V151H69ZM82 150V151H81ZM92 150H94V151H92ZM138 150V151H137ZM144 150V151H143ZM172 150V151H171ZM218 150V151H219ZM223 150V151H222ZM15 151V152H14ZM41 151V152H40ZM49 151V152H48ZM50 151H51V153H50ZM76 151V152H75ZM81 151V152H80ZM86 151V152H85ZM91 151V152H90ZM96 151H98V153L96 154ZM121 151V152H120ZM140 151V152H139ZM154 151H155V153H154ZM257 151V152H256ZM22 152V153H21ZM27 152V153H26ZM29 152V153H28ZM46 152V153H45ZM63 152V153H62ZM73 152V153H72ZM81 154H80V153ZM90 152V153H89ZM116 152H119V153H116ZM135 152V153H134ZM136 152H137V154L139 153V155H140V153H141V155L139 156V155H137L136 154ZM159 154H158V153ZM7 153V152H6ZM26 153V154H25ZM43 153V154H42ZM50 155H49V154ZM85 153H87V155L85 154ZM91 153H93L96 157H95V159H97V160H95L94 159V157L93 156H91V155H89V154H91ZM178 153V152H177ZM11 154V155H10ZM18 154V155H17ZM39 154H41V155H39ZM52 154V155H51ZM63 154V155H62ZM107 154V155H106ZM155 154V155H154ZM162 154V155H161ZM229 154V155H228ZM259 154V155H258ZM27 155V156H26ZM39 155V156H38ZM44 155V156H43ZM48 155V157H46ZM55 155V156H54ZM73 155V156H72ZM79 155H80V158H79ZM97 155L99 156L98 158H97ZM119 155V157H117ZM247 155V156H246ZM23 156V157H22ZM25 156V157H24ZM42 158H41V157ZM54 156V157H53ZM66 156V157H65ZM67 156H69V157H67ZM78 156V157H77ZM84 156V157H83ZM106 156V157H105ZM116 156V157H115ZM142 156H143V158H142ZM152 156H153V158L154 157H156L155 158V160L154 159H152ZM225 156V157H224ZM44 157V158H43ZM75 157H76V159H75ZM90 157V158H89ZM103 157V158H102ZM129 157V158H128ZM164 157V158H163ZM237 157V158H236ZM246 157H248V160H247V158ZM13 158V159H12ZM21 158V159H20ZM27 158V159H26ZM29 158V159H28ZM30 158H31V160H30ZM51 158H53V159H51ZM78 158V159H77ZM101 158V159H100ZM132 158V159H131ZM140 158V159H139ZM259 158V159H258ZM262 158V159H261ZM17 159V160H16ZM45 159V160H44ZM71 159V160H70ZM75 160V162H74V160ZM88 159V160H87ZM109 159V160H108ZM130 159V160H129ZM142 159V160H141ZM149 159L151 160V161H149ZM160 159V160H159ZM181 159H182V156H181ZM197 159V158H196ZM196 159H195V161H196ZM221 159V158H220ZM229 161V164H228V161ZM15 160H16V163L14 164V162H15ZM21 160V161H20ZM30 160V161H29ZM73 160V161H72ZM103 160V161H102ZM106 160H108L107 162H106ZM111 160V162L113 163V164H111V165H115V166H117L118 164H120L119 165V167L117 166V169L118 170H120L119 171V173H120V175H121V181H119L120 183L121 182H123L124 181V183H125V185H124V183H123V185H124V187H122L121 186V189H123V190H121V195L119 196V202L117 201V203L119 204V206H117V208H119V209H117L116 208V205H118V204H116L115 203V201H113V199H111V197H108V195H110L111 193H109V191H111L112 189H108V185H105V188H106V186H107V189L109 190L108 191V193L106 194V192H105V188H103L104 187V184L102 183V185H100L101 183L100 182H102V180H100V181H96L97 179L96 178H93V177H95V175L93 176V175H91V177L93 178V181L91 180L92 178H90L89 177V174H92L91 172H93L94 173V171L93 170H95V168L97 167V166H99L100 164L101 165H107V163H108V166H109V161ZM129 160V161H128ZM162 160V161H161ZM170 160V161H169ZM245 160V161H244ZM248 162H247V161ZM259 160V161H260ZM13 161V162H12ZM21 163H20V162ZM22 161H23V163H22ZM38 161V160H37ZM85 161V162H84ZM116 161V162H115ZM148 161V162H147ZM153 161V163H154V161H155V163H156V161L158 162V163H156V165H155V163L153 164V163H151ZM192 162L194 161V160H191ZM194 161V162H195ZM225 161V162H224ZM241 161H242V163H241ZM244 161V162H243ZM19 162V163H18ZM30 162H32V163H30ZM80 162H81V164H80ZM88 162H90L89 164H88ZM96 162H98V163H96ZM114 162H115V164H114ZM131 162H134V163H131ZM137 162V163H136ZM150 162V163H149ZM167 162V164H165ZM180 162H181V164H180ZM197 162V161H196ZM248 163V165H246L247 163ZM259 164H257V163ZM67 163V164H66ZM72 163H73V165H72ZM116 163H118L117 165H116ZM160 163V164H159ZM161 163H162V165H161ZM176 163V164H175ZM178 163V164H177ZM227 163V164H226ZM243 163H245V164H243ZM9 164L11 165V167L9 166ZM20 164V165H19ZM22 164V165H21ZM77 164H79L78 165V168H77V165L75 166V165ZM97 164H99V165H97ZM137 165V167H136V165ZM152 164H153V166H152ZM169 164V165H168ZM184 164V165H183ZM186 164V165H185ZM14 165H16V168H18V166H19V168L18 169H20L19 171H17L16 170V168H15V166ZM57 165V166H56ZM71 165V166H70ZM84 165V166H83ZM86 165V166H85ZM92 165H94V166H92ZM100 165V166H101ZM134 165V166H133ZM144 165V166H143ZM152 166L151 168L152 169H154L153 171H152V169L150 170V169H148V168H150L149 166ZM167 165V166H166ZM175 165H177L178 167L175 169ZM179 165H181V168H179ZM13 166V167H12ZM64 166V167H63ZM74 166V167H73ZM81 166V167H80ZM114 166V167H115ZM142 168H141V167ZM156 166V167H155ZM160 166H161V168H160ZM166 166V167H165ZM170 168H169V167ZM21 167V168H20ZM66 167H67V169H66ZM80 167V168H79ZM90 167V168H89ZM124 167L125 168H127V170H125L124 169ZM132 167H133V169H132ZM147 167V168H146ZM163 167V168H162ZM213 167V168H212ZM260 167V168H259ZM2 168H4V167H2ZM9 170V171H7V169ZM11 168H13V169H11ZM15 168V169H14ZM59 168V169H58ZM65 168V169H64ZM81 168H83V169H81ZM120 168V169H119ZM160 168V169H159ZM236 168V169H235ZM263 168V169H262ZM25 169V170H24ZM30 169V170H29ZM129 169V170H128ZM140 169V170H139ZM148 169V170H147ZM182 169V170H181ZM193 169V170H192ZM260 169V170H259ZM6 170V171H5ZM17 172H16V171ZM24 170V171H23ZM59 170V171H58ZM64 170V171H63ZM86 172H85V171ZM91 170V171H90ZM130 170H132V171H130ZM136 170V171H135ZM140 172H139V171ZM150 170V171H149ZM164 170V171H163ZM166 170V171H165ZM178 170V171H177ZM208 170V171H207ZM210 170V171H209ZM234 170H235V173H234ZM236 170H238V172H239V175L238 174H236V173H238ZM261 170H262V172H261ZM22 171L24 172L23 174H22ZM27 171V172H26ZM29 171H31V172H29ZM37 171V170H36ZM71 171V172H70ZM79 171V172H78ZM82 171V172H81ZM126 171V172H125ZM133 171H134V173H133ZM162 171V172H161ZM171 171V172H170ZM173 171V172H172ZM194 171V172H193ZM6 172V173H5ZM62 172H64V173H62ZM125 172V173H124ZM130 172H131V174H130ZM137 172H139V173H137ZM152 172V173H151ZM154 172V173H153ZM162 174H161V173ZM164 172H165V174L166 175H168L169 176V178H168V176H167V178H168V180H167V178L165 177L166 175H164L163 176V174H164ZM167 172V173H166ZM20 173H21V176H20ZM29 173V174H28ZM72 173V174H71ZM82 173V174H81ZM158 173V174H157ZM175 173V174H174ZM197 173V174H196ZM210 173V174H209ZM262 173V174H261ZM7 174V175H6ZM27 174V175H26ZM31 174V175H30ZM33 174V175H32ZM66 174V175H65ZM135 174H137L136 176H135ZM139 174V175H138ZM154 174V175H153ZM209 174V175H208ZM1 175H3V176H1ZM27 177H26V176ZM127 175V176H126ZM132 176V178H134V179H132L131 178V176ZM134 175V176H133ZM144 175V176H143ZM152 175L154 176V177H152ZM158 175V176H157ZM176 175V176H175ZM179 175H180V177H179ZM182 175V176H181ZM213 175V176H212ZM235 175V176H234ZM263 175V176H262ZM8 176V177H7ZM14 176V177H13ZM28 176H30V178L32 179V180H30V178H28ZM59 176V177H58ZM239 176V177H238ZM22 177V178H21ZM123 177L125 178V179H123ZM138 177H140V178H138ZM161 178V181H162V183H161V181L159 180L160 178ZM174 177V178H173ZM176 177V178H175ZM193 177V178H192ZM198 177V178H197ZM200 177V178H199ZM241 177V178H240ZM5 178H7V179H9L8 181H7V179H5ZM18 178H19V180H18ZM25 178V179H24ZM28 178V179H27ZM153 178V179H152ZM157 178V179H156ZM187 178V179H186ZM189 178V179H188ZM195 179V180H192V179ZM263 180H262V179ZM33 179H35V180H33ZM90 179V180H89ZM128 179V180H127ZM164 179H166V180H164ZM185 179H186V181H185ZM212 179V180H211ZM11 180V181H10ZM23 180V181H22ZM132 180H134V181H136L138 184H139V186L137 187V186H135L133 183H135V184H137L136 182H132ZM143 180V181H142ZM153 182H152V181ZM158 180L160 181V182H158ZM174 180V181H173ZM180 181L181 182V184L178 182V181ZM199 180V181H198ZM10 181V182H9ZM16 181H17V183H16ZM32 181V182H31ZM35 181V182H34ZM78 181H79V183H78ZM139 181V182H138ZM175 181H177L178 183H179V185L181 186V185H183V187L181 186V190H182V188H183V190L184 189H186V191L187 192H190V193H187L186 192V194H185V192L184 191H180L179 193L180 194H182V195H180V194H178L177 195V193H178V191H176V189L178 190L179 188L178 187H180V186H177L178 185V183L177 182H175ZM202 181V182H201ZM212 181V182H211ZM260 181V182H259ZM8 182V183H7ZM22 182V183H21ZM64 182V183H63ZM93 182V184L94 183H96V184H91ZM166 182V183H165ZM187 182V183H186ZM191 183V184H193L192 186H194L195 185V183H196V185L194 186V187H192L191 186V184H188V183ZM259 182V183H258ZM10 183V184H9ZM16 183V184H15ZM21 183V184H20ZM24 183V184H23ZM63 183V184H62ZM150 183V184H149ZM161 183V184H160ZM176 183H177V185H176ZM186 185H185V184ZM197 183H199V184H197ZM210 183H212L211 185H210ZM31 184H32V186H33V184H34V187H32L31 186ZM40 184V185H39ZM67 184V185H66ZM77 184H79L78 186H77ZM98 184L100 185V187L98 186ZM189 185V187H188V185ZM208 184V185H207ZM29 185H30V187L31 188H33V190H28V188H29ZM59 185V186H58ZM61 185V186H60ZM82 185V186H81ZM95 185H97V186H95ZM121 185H122V183H121ZM134 185V187H130V186H133ZM153 185V186H152ZM166 185V186H165ZM173 185H176V188H174L173 189ZM197 185H200L199 187L197 186ZM7 186V187H6ZM21 186H20V189H21ZM36 186V187H35ZM37 186H39L38 188H37ZM56 186H57V188H56ZM66 186V187H65ZM68 186V187H67ZM95 186V187H94ZM157 187V189H156V187ZM167 186H168V188H167ZM187 186V187H186ZM204 186H205V188H204ZM209 186V187H208ZM210 186H211V188L212 189H209L210 188ZM41 187V188H40ZM61 187V188H60ZM71 187V188H70ZM73 187V188H72ZM88 187V188H87ZM101 187H102V189H101ZM166 187V188H165ZM186 187V188H185ZM200 187H202V188H200ZM208 187V188H207ZM214 187V188H213ZM4 188V189H5ZM40 188V189H39ZM60 188V189H59ZM65 188H67V190L65 189ZM80 188V189H79ZM86 188V189H85ZM95 188V190H96V193H98V194H96V193H94L95 192V190H93ZM97 188V189H96ZM134 188V190L132 191L133 193H131L130 195L131 196H129L128 194H127V192H131V191H128L129 189H133ZM136 188V189H135ZM155 188V189H154ZM170 188V190H173V191H171L170 192V190H168ZM197 190H196V189ZM204 188V189H203ZM251 188H253V189H251ZM58 189V190H57ZM69 189V190H68ZM79 189V190H78ZM101 191H100V190ZM104 189V190H103ZM106 189V190H107ZM167 189V190H166ZM190 189V190H189ZM191 189H193L192 191H191ZM201 189H202V192L200 193V191H201ZM217 189V188H216ZM215 189V190H216ZM239 189V188H238ZM38 190V191H37ZM42 190H45V191H42ZM76 190V191H75ZM87 190H89V191H87ZM99 190V191H98ZM157 190H159V191H157ZM164 191L163 192V194L166 196H164L163 194H162V191ZM180 190V189H179ZM189 190V191H188ZM243 191V193H246V191ZM261 190H263V191H261ZM2 191H0V194H1V192ZM36 191V192H35ZM61 191V192H60ZM70 191V192H69ZM73 191H74V193H73ZM194 191L196 192L197 191V193H198V191H199V193L197 194V193H194ZM206 191V192H205ZM219 191V190H218ZM242 191H241V194L243 195V193H242ZM250 191H251V193H250ZM5 192V191H4ZM2 193V195H0V203L2 204V206H0V208H2L3 209V207H4V210L2 211V209H0V211H1V213L3 212V213H5V212H8L11 216H13V215H15V214H19V212H18V210L15 208V205L14 204H16V203H13V202H16V201H13L14 199H13V196H11V195H9L8 194V192H6V193ZM45 194H44V193ZM159 192H160V195H159ZM168 192V193H167ZM182 192V193H181ZM184 192V193H183ZM191 192H192V194L193 195H190L191 194ZM208 192H209V194H208ZM249 192V193H248ZM260 192H262V194L260 193ZM41 195H40V194ZM54 193V194H53ZM72 193V194H71ZM78 193V194H77ZM101 193V194H100ZM102 193H103V195H102ZM104 193H105V195H104ZM126 193V194H125ZM172 193H173V195H172ZM176 193V194H175ZM216 193V192H215ZM218 193V192H217ZM253 193V194H252ZM4 194V195H3ZM161 194H162V196H161ZM189 194V195H188ZM261 196H260V195ZM21 195V194H20ZM26 195V196H27ZM36 195V196H35ZM45 195V197H43L42 198V196H44ZM59 195V196H58ZM66 195V196H65ZM112 195V194H111ZM157 195H159V196H157ZM169 195H170V197H169ZM184 195H186V196H184ZM194 195H197V196H194ZM199 195V196H198ZM207 195V196H206ZM53 196V197H52ZM61 196H62V198H61ZM101 196V197H100ZM105 196V197H104ZM136 196V197H135ZM161 196V197H160ZM177 196V197H176ZM193 196V197H192ZM205 196V197H204ZM15 197H17L18 198V196H14V198ZM32 197V198H31ZM65 197H67V198H69V199H67V198H65ZM83 197H84V199H83ZM96 197V198H95ZM107 197H108V199H107ZM123 197V198H122ZM130 197V198H129ZM134 199H133V198ZM165 197V198H164ZM168 197V198H167ZM188 197V198H187ZM190 197V198H189ZM199 197H201V198H199ZM208 197V198H207ZM243 197H244V195H243ZM259 197V199L257 200V198ZM54 198V199H53ZM56 198H59V199H57L56 200V202H55V199ZM61 198V199H60ZM129 198V199H128ZM155 198V199H154ZM158 198V199H157ZM163 198H164V202H163ZM169 198H175L174 200H176V201H174V200H169ZM183 198V199H182ZM185 198H187V199H185ZM192 198H194V199H192ZM247 198V199H246ZM250 198H251V200H250ZM6 199H8V200H6ZM11 199V200H10ZM13 199V200H12ZM65 199V200H64ZM138 199H140V201L138 200ZM142 199V200H141ZM198 199V200H197ZM207 199H209V201L207 200ZM241 199V198H240ZM248 199H249V201H248ZM67 200V201H66ZM72 200H74L73 202H74V205L73 204H71L72 202ZM115 200V199H114ZM129 200V201H128ZM153 200V201H152ZM166 200V201H165ZM167 200H169V202L167 201ZM177 200H179V201H177ZM191 200V201H190ZM194 200V201H193ZM202 200V201H201ZM206 200V201H205ZM242 200H239V201H242ZM256 200V201H255ZM64 201V202H63ZM67 202V204H68V206H67V204L65 205V203ZM88 201V202H87ZM126 201V202H125ZM144 203H143V202ZM170 201L172 202V204L170 203ZM188 201V202H187ZM196 201H197V204H196ZM209 202L208 203V205L206 204V203H204V202ZM250 202V204L248 203V202ZM3 202V203H2ZM39 202V203H38ZM44 202V203H43ZM87 202V203H86ZM111 204H110V203ZM114 204H113V203ZM130 202H131V204H130ZM142 203V205H141V203ZM156 202V203H155ZM158 202V203H157ZM175 202V203H174ZM177 202V203H176ZM200 202H202L203 204H201ZM246 203V205L244 206V204ZM264 202V199L262 200V204H264L263 203ZM27 203V204H26ZM34 203V204H33ZM63 203H64V205H63ZM84 203H85V205L87 206V208H86V206L84 205ZM166 203H169V204H166ZM195 203V204H194ZM198 203H199V205H198ZM0 204V205H1ZM9 204V205H8ZM36 204V205H35ZM40 204V205H39ZM42 204V205H41ZM59 204V205H58ZM60 204H61V206H60ZM82 204V205H81ZM127 204V205H126ZM140 204V205H139ZM205 204H206V206H205ZM257 204V205H256ZM5 205H7V206H5ZM11 205V206H10ZM23 205H27V207L26 206H23ZM71 205V206H70ZM73 205V206H72ZM131 205V206H130ZM143 205H145V206H143ZM191 205V204H190ZM247 205H249L250 207H251V209H252V211H254L253 212V214H252V212H251V209H249L248 207L249 206H247ZM14 206V207H13ZM33 206V207H32ZM35 206V207H34ZM44 206V207H43ZM83 206H85V207H83ZM114 207V208H112V207ZM150 206V207H149ZM154 206V207H153ZM172 206V207H171ZM175 206V207H174ZM196 206V207H195ZM208 206V207H207ZM240 206H242V207H240ZM256 206V207H255ZM262 206V205H261ZM29 207H32V208H30L29 209ZM41 207H43V208H41ZM62 207V208H61ZM142 207H143V209H144V211H143V209H142ZM205 207V208H204ZM242 209L241 211H243V213L242 212H239L240 210V208ZM244 207H245V209L246 208H248V209H244ZM12 208H15L14 210H15V212L13 211V209ZM18 208V209H19ZM41 208V209H40ZM55 208V209H54ZM65 208V209H64ZM79 208L81 209V210H79ZM116 208V209H115ZM136 208H137V210H136ZM141 210H139V209ZM146 208H147V210L148 209H151V210H153L152 212H156V214L158 215L157 216V218L155 217L156 215L154 214V217L156 218L155 220H154V218L153 219H150V217H149V219H150V221H149V219H146L145 217H147V214H146V216L145 215H142L145 211L147 212V210H146ZM159 208V209H158ZM168 208L170 209V208H172L170 211L168 210ZM202 208V209H201ZM209 208V209H208ZM214 208V209H213ZM259 208V209H258ZM23 209V211H21ZM25 209V210H24ZM37 211H35V210ZM38 209V210H37ZM73 209V210H72ZM112 209L114 210V211H112ZM164 209V210H163ZM200 209V210H199ZM212 209H213V211H212ZM218 209V208H217ZM244 209V210H243ZM53 210V211H52ZM62 210V211H61ZM65 210V211H64ZM80 212H79V211ZM88 210V211H87ZM115 210L116 211H118L119 212V218H121V221L119 220H116L117 218H118V216H117V218L115 219V221L116 222H118V223H115V221H114V216L116 215L114 212H115ZM150 210V211H151ZM208 210V211H207ZM216 211V213H214L215 211ZM236 210H238L237 212H236ZM257 210V211H256ZM11 211V212H10ZM27 211H29L28 212V214L30 213V216L32 217V219L29 217V215L28 214H26L27 213ZM40 211V212H39ZM41 211L43 212V213H41ZM55 211V212H54ZM57 211V212H56ZM77 211V212H76ZM83 211H85V212H83ZM111 211H112V214H111ZM142 211H143V213H142ZM149 210H148V212H150ZM159 213H158V212ZM176 211V212H175ZM185 211H187V210H185ZM261 211V212H260ZM34 212V213H33ZM89 212H90V214H89ZM145 212V213H146ZM168 214H167V213ZM171 212H173L172 214H171ZM206 212V213H205ZM237 214H236V213ZM262 212H263V214H262ZM2 213V214H3ZM38 213H39V217H38ZM57 213V214H56ZM65 213H67V214H65ZM88 213V214H87ZM94 213V214H93ZM117 213V212H116ZM141 215V217H140V215ZM144 213V214H145ZM234 213V214H233ZM239 213H241V214H239ZM47 214V213H46ZM45 214V215H46ZM63 214V215H62ZM81 214V215H80ZM87 214V215H86ZM92 214V215H91ZM118 214V213H117ZM202 214V215H201ZM205 214V215H204ZM232 214V215H231ZM261 215V217H262V219H260L261 217H259L260 215ZM9 215V216H10ZM17 215H15V216H17ZM34 215V216H33ZM61 215V216H60ZM66 216V218H64L65 216ZM78 215V216H77ZM102 215V216H101ZM114 215V216H113ZM159 215H161V216H159ZM164 215H165V217H164ZM169 215V216H170ZM215 215V216H214ZM217 215V216H216ZM233 215H234V217H233ZM238 215H239V218H238ZM242 215V216H241ZM257 215H258V217H259V219L258 220H256V217H257ZM14 216V217H15ZM85 218H84V217ZM108 216V217H107ZM145 216V217H144ZM169 216H167V218H168V220H169ZM232 216V217H231ZM246 216V217H245ZM248 216H251V217H249L248 218ZM34 217H36V218H34ZM55 217H57V218H55ZM58 217H59V219H58ZM82 217L87 221V223L89 224L88 225V227L87 228H83V226H81V224L83 223H81L80 224V221H81V219H82ZM87 217V218H86ZM106 217V218H105ZM161 217V218H160ZM164 217V218H163ZM200 217V218H199ZM214 217V218H213ZM221 216H219V218H220ZM230 217V218H229ZM241 217V218H240ZM257 217V218H258ZM12 218V217H11ZM27 218V222L29 221V219ZM44 218V219H43ZM67 218H68V221H66L67 220ZM90 220H89V219ZM92 218V219H91ZM97 218V219H96ZM110 218V219H109ZM140 218H142V220L143 221H141V219ZM143 218H145V219H143ZM148 218V217H147ZM152 218V217H151ZM196 218V219H195ZM198 218V219H197ZM212 218V219H211ZM235 218V219H234ZM15 219V218H14ZM39 219V220H38ZM55 219H57V220H55ZM193 219V218H192ZM209 219V220H208ZM234 219V220H233ZM237 219V220H236ZM248 219V220H247ZM39 222H38V221ZM41 220H43V222L41 221ZM52 220H54V221H52ZM63 222H62V221ZM93 220V221H92ZM95 220H96V223H93V222H95ZM104 220V221H103ZM110 220V221H109ZM154 220V221H153ZM162 220V221H161ZM164 220V221H163ZM166 220V221H165ZM213 220H215V221H213ZM231 220V221H230ZM258 222L257 224H256V222ZM56 221V222H55ZM86 221H84V222H86ZM101 221H103V222H101ZM153 221V222H152ZM210 221V222H209ZM238 221H239V223H238ZM242 221V222H241ZM248 223V224H246V222ZM261 221V223H259ZM53 222V223H52ZM58 222V223H57ZM67 222H69V224L67 223ZM105 222V223H104ZM109 222V223H108ZM112 224H111V223ZM120 222H122V223H120ZM142 222H145L144 224L142 223ZM147 222V223H146ZM232 222V223H231ZM253 222V223H252ZM37 223V224H36ZM67 223V224H66ZM108 223V224H107ZM120 223V224H119ZM142 223V224H141ZM241 223V224H240ZM254 223H255V225H258V226H254ZM15 224V225H14ZM19 223H13V225L14 226H16V225H18ZM28 224H29V222H28ZM36 224V225H35ZM39 224V225H38ZM58 224V225H57ZM76 224H77V226H76ZM98 224V225H97ZM113 224H114V226H113ZM120 225L119 227H117V225ZM150 224V225H149ZM216 224V225H215ZM233 224V225H232ZM240 224V225H239ZM251 224H252V227H251V230H250V227L249 226H251ZM30 225H31V223H30ZM74 225V226H73ZM101 225V226H100ZM104 227H103V226ZM116 225V226H115ZM137 225V226H136ZM141 225L143 226L144 225V228L143 227H141ZM150 226V227H148V226ZM164 225H160V226H164ZM242 225V226H241ZM244 225V226H243ZM37 226H39V227H37ZM53 226H54V228H53ZM56 226V227H55ZM65 226H70L69 228L68 227H65ZM147 228H146V227ZM207 226V227H206ZM222 226V227H221ZM238 226V227H237ZM253 226H254V228H253ZM35 227V228H34ZM80 227V228H79ZM117 227V228H116ZM133 227L135 228V230L133 229ZM137 227H138V229H137ZM259 227V228H258ZM66 228H67V231H66ZM73 228H74V230H73ZM76 228V229H75ZM78 228V229H77ZM110 228V229H109ZM149 228V229H148ZM150 228H151V230H152V232H150ZM158 228L159 229H162V230H164L162 227H159L158 226ZM239 228V229H238ZM253 228V229H252ZM256 228V229H255ZM257 228L258 229H261V230H257ZM263 228V229H262ZM60 229V230H59ZM99 229H101V230H99ZM108 229V230H107ZM112 229H114V230H112ZM141 229H142V231H141ZM145 229L146 230H149V231H145ZM158 229V230H159ZM247 229V230H246ZM57 230V231H56ZM63 230V231H62ZM71 230V231H70ZM76 230V231H75ZM103 230V231H102ZM120 230V229H119ZM126 230V231H127ZM132 230V231H131ZM213 230V231H212ZM224 230V231H223ZM249 230V231H248ZM255 230V231H254ZM69 231V232H68ZM135 231H136V233H135ZM209 231H211V232H209ZM246 231L249 233H246ZM251 231V232H250ZM39 232V231H38ZM40 232H41V230H40ZM39 232V233H40ZM57 232H58V235H57ZM63 232H66V233H64V234H67L68 233V237L66 236V235H64L63 234ZM76 232V233H75ZM78 232V233H77ZM80 232V233H79ZM131 232H133V233H131ZM141 232H144L143 234L141 233ZM147 232H148V234H147ZM257 232V233H256ZM39 233H36L37 234V236L39 237ZM114 233H116V235H117V237H116V235L114 234ZM137 233H138V238L139 239H137V237H135V235L137 236ZM150 233H152V235H154V236H151V234ZM206 233V234H205ZM209 233V234H208ZM213 235V237H212V235ZM76 236V239H78V240H76V239H74L75 237H74V235ZM76 234H78L79 235V238H78V235H76ZM81 234V235H80ZM147 234V235H146ZM150 234V235H149ZM221 234V235H220ZM63 235V237H61ZM73 235V236H72ZM114 235V236H113ZM144 235V236H143ZM211 235V236H210ZM223 235V236H222ZM229 235V236H228ZM231 235V236H230ZM89 236V237H88ZM132 236H131V238H132ZM210 236V237H209ZM217 236H218V238H217ZM221 236H222V239H221ZM232 236L233 237H235V239L233 238L232 239ZM253 236H254V238H253ZM3 237V236H2ZM55 237V238H54ZM69 238V239H67V241L65 240V239H61V238ZM73 239H72V238ZM146 238V240L144 239L143 240V238ZM204 237V238H203ZM209 237V238H208ZM215 237V239H213ZM262 237V238H261ZM86 238V239H85ZM136 238V239H135ZM142 238V239H141ZM205 238H206V240H205ZM213 239V240H211V239ZM220 238V239H219ZM0 239H2L1 237H0ZM57 239V240H56ZM71 239V240H70ZM87 239H88V241H87ZM141 239V243L142 242H146L147 241V243H145L146 245V250H144L145 249V246H143V247H141L140 245L138 246V243H135V242H137V240L139 241ZM149 239H151L152 241L150 242L149 241ZM208 239V240H207ZM216 239L218 240V242L216 241ZM246 239V240H245ZM81 240V241H80ZM134 240H135V242H134ZM143 240V241H142ZM184 240H186L185 238H184ZM192 240H194V242L192 241ZM199 240V243H197V241ZM211 242H210V241ZM224 240V241H223ZM234 240V241H233ZM250 240V241H249ZM5 240L4 239H2L1 241H0V243H1V245H0V256H3V258L2 257H0V263H2V264H15V262L16 261H18L19 260V258H21V256L23 257L24 256V253H26V251H21L19 248H18V250H20V251H18V250H15V251H18V254H17V252H16V254H17V256H19V258H18V260H16L15 261V255L13 254V248H11V246H10V244H6L5 242H4ZM60 241V242H59ZM75 241H77V242H75ZM80 241V242H79ZM92 241V244H90V242ZM196 241V242H195ZM201 241H203V242H201ZM214 241H216V242H214ZM221 241V242H220ZM244 241V242H243ZM65 242V243H64ZM72 242H73V245L75 246V248L73 247V245H72ZM94 242V243H93ZM205 242V243H204ZM221 244H220V243ZM223 242V243H222ZM243 242V243H242ZM53 243V244H52ZM55 243H56V245L57 246H55ZM62 243H63V245H62ZM66 243H68V244H66ZM69 243H70V245H69ZM78 243H79V245H78ZM80 243H81V245H80ZM144 243H142V244H144ZM148 243L149 244H151L152 243V245L150 246V248H149V245H148ZM76 244H77V246H76ZM84 244H86V245H84ZM100 244V245H99ZM136 244V245H135ZM140 244V243H139ZM225 244V245H224ZM241 244V245H240ZM247 244V245H246ZM251 244H252V246H251ZM261 244H263V245H261ZM44 245V246H43ZM65 245V246H64ZM68 247H67V246ZM102 245H103V247H102ZM147 245H148V249H147ZM249 245V246H248ZM40 246V247H39ZM70 246V247H69ZM105 246V247H104ZM133 246V247H132ZM135 246V247H134ZM213 246H215V247H213ZM240 246V247H239ZM243 246V247H242ZM54 247V248H53ZM81 247V248H80ZM112 247V248H111ZM140 247V248H139ZM155 247V246H154ZM206 248L205 249V251L202 249V248ZM260 247V248H259ZM263 247V248H262ZM46 248V249H45ZM69 248V249H68ZM80 248V249H79ZM143 248V249H142ZM196 248V247H195ZM208 248H210L211 250H208ZM241 248V249H240ZM244 248V249H243ZM248 248V249H247ZM256 249V250H254V249ZM10 249H11V252H10ZM39 249V250H38ZM70 249H71V251H70ZM107 249V250H106ZM243 249V250H242ZM251 249V250H250ZM259 249V250H258ZM7 250H9V251H7ZM24 250V249H23ZM26 250V249H25ZM30 250V249H29ZM29 250H27V253H29ZM41 250V251H40ZM46 250V251H45ZM86 250V249H85ZM140 250V251H139ZM196 250H197V248H196ZM241 250V251H240ZM249 250V251H248ZM258 250V251H257ZM44 251V252H43ZM48 251H50V252H52V253H50V252H48ZM117 251V250H116ZM190 250H188V252H189ZM209 251V252H208ZM2 252V253H1ZM4 252V253H3ZM23 254V255H21V253ZM41 252V253H40ZM48 254H46V253ZM66 252H68V253H66ZM71 252V253H70ZM84 252H86V251H84ZM101 252H102V250H101ZM108 252V253H107ZM145 252H146V254H145ZM150 252H151V250H150ZM250 252V253H249ZM254 252H255V254H254ZM258 252V253H257ZM262 252V253H261ZM10 253V254H9ZM15 253V252H14ZM27 253H26V256H27ZM251 253H252V255H251ZM6 254H8V255H6ZM20 254V255H19ZM103 254V255H102ZM111 254V255H110ZM141 254V256H139ZM260 254V255H259ZM263 256H262V255ZM47 255V256H46ZM64 255V256H63ZM77 255V256H78ZM145 255V256H144ZM146 255H147V257H146ZM259 255V256H258ZM43 256H45V257H43ZM54 256V257H53ZM154 256H156V255H154ZM158 256L160 257V255L158 254ZM218 258H217V257ZM236 256V257H235ZM254 256H258V257H254ZM9 257V258H8ZM34 257V258H33ZM38 257V258H37ZM61 257H63V259L61 258ZM110 257V258H109ZM138 257H141L140 259H138ZM148 257H150L151 259H154V260H151V259H149ZM157 257V256H156ZM261 257V258H260ZM2 258V259H1ZM24 258H26V257H24ZM36 258V259H35ZM45 258V259H44ZM61 258V259H60ZM222 258V259H221ZM7 260V262H6V260ZM9 259V260H8ZM17 259V258H16ZM68 259V260H67ZM107 259H108V261H107ZM157 259V258H156ZM218 259V260H217ZM240 259V260H239ZM249 259V258H248ZM38 260V261H37ZM62 260V261H61ZM67 260V261H66ZM140 260V261H139ZM226 260V261H225ZM2 261H4V263L2 262ZM10 261L12 262V263H10ZM64 261V262H63ZM72 261V262H71ZM111 261V262H110ZM153 261H155V262H158V263H155V262H153ZM235 261V262H234ZM262 261V262H261ZM70 262V263H69ZM100 262V261H99ZM110 262V263H109ZM163 262H164V264H166V263H168V264H170V261L169 262H167L166 261V263H165V261L163 260L162 261V264H163ZM228 262H230V263H228ZM233 262V263H232ZM19 263V261L18 262H16V264H18ZM81 263V262H80ZM79 263V264H80ZM96 262H93V260L89 263V264H95ZM136 263V264H137ZM81 264H83V263H81ZM97 264H100V263H98L97 262Z\"/></svg>",
	"mask_w": 264,
	"mask_h": 264
},
{
	"label": "bare ground",
	"instance_id": "6f19581e",
	"mask_svg": "<svg viewBox=\"0 0 264 264\" xmlns=\"http://www.w3.org/2000/svg\"><path fill=\"white\" fill-rule=\"evenodd\" d=\"M21 1L22 0H8V2H7V0H5V3H3L2 4V2H4V1H2L1 2V4H0V51L1 50H5L6 52H7V54L9 53V54H13V53H11V52H8L9 50H12L13 48H15V46H16V44H18V43H16L15 44V39H17L16 37L18 36L19 37V31H20V33H21V30H22V28L23 27H25L26 25H23L22 26V24H26V20H31L30 18H31V16H32V12L31 11H29L28 13H24V12H22L23 10H22V8H23V4L21 3ZM30 1V0H29ZM143 1H145V0H142V2H141V0H33V4H35L36 5V8H37V10L39 11V17H42L41 19H40V22H42V19H43V21H45L46 19H47V17L49 16V15H51V16H53V14H56V13H59V15H60V17L62 18V17H64L65 18V20L64 21H66L67 23H64V22H61L62 24H60V25H62L63 27H65L66 28V30L65 31H67L68 29H69V31H67L66 33V36H67V40H64V42L62 41V43L60 44L59 42V44H57L56 42V45H57V48L56 49H53V47H52V49H51V52H48V54L47 55H49V57L46 55V58H47V61L49 62V63H51L52 65H55L54 63H56L57 62V60H58V58H60V57H64L65 55H67V50H68V48L67 47H69V46H73L72 48H73V50L75 51V52H77V53H83V55H85L84 54V52L85 51H87L88 53L89 52H95L97 49H95V47L94 46H92V43H88L87 42V40H89L90 42H92L95 38L94 37H98V38H100L99 39V41L100 40H102V43H103V45L102 46H105L108 50L109 49H113L115 46H117V45H119V44H122L123 43V41H126L127 40V38H131V39H133L134 40V42L137 44V43H139L141 46H143L145 43L144 42H142V39H146V38H144V37H148V35L147 34H145V33H147V32H145V25H144V20H142L143 19V16H141V13H140V11H138V9L140 8L139 7V5H140V3L142 4L143 3ZM154 1V0H153ZM182 1V0H181ZM181 1L180 0H177V3H178V5H181L180 3H181ZM192 1V0H191ZM194 1V0H193ZM205 1V0H204ZM203 1V2H204ZM219 1V0H218ZM240 1V0H239ZM249 1V0H248ZM254 1V0H253ZM252 1V2H253ZM145 2H147V1H145ZM150 2V1H149ZM158 2H160V0L158 1ZM164 2H166V1H164ZM183 2H184V4L182 5V6H180V7H185V8H187L186 6L187 5H185L186 3H185V1L183 0ZM186 2L188 3V1L186 0ZM199 2V1H198ZM212 2V1H211ZM235 2V1H234ZM242 2H243V0H242ZM247 2V1H246ZM154 3H156L155 1H154ZM161 3V2H160ZM196 3V2H195ZM200 3H202V1L200 2ZM200 3H198V4H200ZM237 3V2H236ZM238 3H241V1L240 2H238ZM245 3V2H244ZM244 3H242V4H244ZM255 3V2H254ZM170 4V3H169ZM168 4V5H169ZM206 4V3H205ZM247 4H248V2H247ZM251 4V3H250ZM159 5V4H158ZM165 5V4H164ZM191 5V4H190ZM209 5V4H208ZM207 5V6H208ZM214 5V4H213ZM212 5V6H213ZM219 5V4H218ZM235 5V4H234ZM246 5V4H245ZM245 5H242L243 7L245 6ZM251 5H253V4H251ZM141 6V5H140ZM155 6H156V4H155ZM163 6V5H162ZM196 6H197V4H196ZM196 6H194V7H196ZM202 6H203V4H202ZM201 6V7H202ZM232 6V5H231ZM241 5H238L237 7L239 8ZM242 6L240 7L241 9H242ZM248 6V5H247ZM22 7V8H21ZM153 7V6H152ZM151 7V8H152ZM198 7V6H197ZM196 7V8H197ZM200 7V6H199ZM200 7V9L202 10L203 9V7H205V6H203L202 8ZM237 7H235V8H237ZM162 8V7H161ZM183 9V10H187V9ZM235 8H232V11H233V9L235 10ZM247 10L249 9V7L247 8V7H245ZM245 8H243V12H244V9ZM250 8H252V7H250ZM141 9V8H140ZM180 9V8H179ZM199 9V8H198ZM22 10V11H21ZM32 10V9H31ZM36 10V11H37ZM149 10V12H150V9H148ZM163 10V9H162ZM168 10V9H167ZM190 10V9H189ZM246 10V11H247ZM251 10V9H250ZM223 11V10H222ZM230 11V10H229ZM232 11H231V13H232ZM237 11V10H236ZM257 11V10H256ZM258 11H259V9H258ZM21 12H22V14H21ZM165 12V11H164ZM168 12V11H167ZM186 12V11H185ZM234 12V11H233ZM262 12V11H261ZM24 13V14H23ZM148 13V12H147ZM220 14H221V12H219ZM225 13V12H224ZM238 13H240L239 11H238ZM237 12H235V14L237 15L238 14ZM242 13V12H241ZM256 13V12H255ZM151 14V13H150ZM169 14V13H168ZM230 14V13H229ZM249 15H250V13H248ZM259 14V12L257 13V15ZM262 14H264V13H262ZM261 14V15H262ZM34 15V14H33ZM58 15V16H59ZM143 15H144V13H143ZM153 15V14H152ZM184 15V14H183ZM230 15H232V14H230ZM235 15V17H233L234 19L235 18H238L237 16ZM239 15V14H238ZM243 15H245L246 16V14H242V17H243ZM248 15V16H249ZM257 15H255L256 17H257ZM47 16V17H46ZM125 17V20L123 19V21H121V20H119L120 18H122V17ZM224 16H226L225 14H224ZM233 16V15H232ZM240 16V15H239ZM251 16V15H250ZM260 16V15H259ZM33 17H35V15L33 16ZM45 17H46V19H45ZM54 17H55V15H54ZM145 17V16H144ZM184 17L185 16H183L181 19H183L184 20V23L186 22L185 21V19H184ZM187 17V16H186ZM223 17V16H222ZM229 17V16H228ZM63 18V19H64ZM89 18V19H88ZM90 18H91V21H89L90 20ZM150 18H152L153 19V17H150ZM159 18V17H158ZM188 18H189V16H188ZM188 18H186V19H188ZM196 18V17H195ZM215 18V17H214ZM232 18V19H233ZM252 18V17H251ZM262 18V17H261ZM264 18V17H263ZM53 19V18H52ZM127 19V20H126ZM152 19H151V21H152ZM180 19V18H179ZM179 19H178V21H179ZM193 18H191L190 19V21L192 20ZM223 19V18H222ZM221 19V20H222ZM239 19V18H238ZM243 19L245 20L246 19V17L244 18L243 17ZM242 19V20H243ZM33 20V19H32ZM35 20V19H34ZM51 20V19H50ZM49 20V22H51ZM61 20V19H60ZM60 20H59V23H60ZM70 21L71 23H69L70 24V27L68 28V21ZM88 20V21H87ZM119 20V21H118ZM157 19L155 18V21H156ZM198 20V19H197ZM196 20V21H197ZM200 20V19H199ZM241 20V21H242ZM250 20V19H249ZM257 20H258V18H257ZM262 20H264V19H262ZM261 20V21H262ZM57 21V20H56ZM117 21L118 22H120V24L119 25H115V22H116V24H118L117 23ZM159 21V20H158ZM187 21H189V20H187ZM196 21H194V23H193V21H191L192 23H190L189 24V26L191 25L194 29L196 28V30H201L200 29V27L202 28V26H200V25H202V23L204 24L205 22H199V23H197ZM217 21V20H216ZM224 21H226V20H224ZM235 21H236V19H235ZM234 21V22H235ZM240 21V22H241ZM249 22L248 21V18L245 20V22ZM261 21H260V23H261ZM46 22H48V21H46ZM45 22V23H46ZM48 22V23H49ZM157 22V21H156ZM163 22V21H162ZM167 22V21H166ZM179 22H181V20L179 21ZM179 22H177V23H179ZM237 22H238V20H237ZM244 22V21H243ZM28 23V22H27ZM51 23H53V21L51 22ZM63 23H64V25H63ZM155 23V22H154ZM159 23V22H158ZM157 23V24H158ZM183 23V22H182ZM201 23V24H200ZM219 23H221V22H219ZM239 23V22H238ZM242 23V22H241ZM259 23V24H260ZM29 24V23H28ZM27 24V26H29ZM35 24H37V23H35ZM42 24H44V23H42ZM68 24V25H67ZM156 24V26H158ZM161 24H163V23H161ZM165 24V23H164ZM163 24V25H164ZM198 24H200V25H198ZM206 24V23H205ZM208 24V23H207ZM207 24H206V26H207ZM225 24V23H224ZM59 25V24H58ZM148 25V24H147ZM155 25V24H154ZM160 25V24H159ZM169 25V24H168ZM177 25V24H176ZM214 25V24H213ZM218 25H220V24H218ZM244 25V24H243ZM243 25H241L242 27L241 28H243L244 29V27H243ZM22 26V27H21ZM62 26H61V28H62ZM94 26V27H93ZM166 26V25H165ZM164 26V27H165ZM178 28L176 29V30H178V36L180 37V38H182V39H184L185 37H188V35L189 34H187L188 32H189V30H188V32L186 33L184 30H183V27L184 26H186V24H184V26H183V24H182V26H181V23H179L178 25ZM188 26V25H187ZM186 26V27H187ZM204 26V25H203ZM206 26H205V28H206ZM208 26H210V25H208ZM215 26V25H214ZM222 26V25H221ZM237 26V25H236ZM239 26H240V23H239ZM245 26V25H244ZM260 26V25H259ZM263 26H264V24H263ZM41 27V26H40ZM48 27V26H47ZM54 27V26H53ZM56 27V26H55ZM192 27H190V30H191V28ZM217 27V26H216ZM222 27H225V28H227L228 26H222ZM38 28V27H37ZM43 28H45L44 26H43ZM50 28V27H49ZM64 28V29H65ZM68 28V29H67ZM94 28H96L97 30H93ZM157 28V27H156ZM189 28V27H188ZM188 28H186V30L188 29ZM192 28V29H193ZM219 28V27H218ZM229 28V27H228ZM260 28V27H259ZM264 28V27H263ZM21 29V30H20ZM24 30L23 31H25V29L26 30H28V27L26 28H23ZM30 29V28H29ZM40 29H42V28H40ZM39 29V30H40ZM164 29V28H163ZM193 29V30H194ZM203 29V28H202ZM206 29H208V28H206ZM212 28H209V30H211ZM221 29V28H220ZM46 30V29H45ZM166 30V29H165ZM198 30V31H199ZM205 29H203V30H201V32L202 31H204ZM222 30V29H221ZM227 31H228V29H226ZM258 30V29H257ZM38 31V30H37ZM43 31V30H42ZM41 31V32H42ZM95 31V32H94ZM162 31V30H161ZM192 31V30H191ZM195 31V30H194ZM194 31H192L193 32V34H191V36L192 35H194ZM197 31V32H198ZM207 31V33L206 34H208L209 33V31L208 30H206ZM213 31H217L216 29L215 30H213ZM213 31H212V33H211V35L210 34H208L209 36H214V35H212L213 34ZM223 31V30H222ZM226 31V32H227ZM232 31V30H231ZM31 32V31H30ZM29 32V33H30ZM40 32V31H39ZM46 32V31H45ZM45 32H43V35L41 36L40 35V37H38L37 38V41H39L38 43H40V46L38 45V47H39V49H41V50H43L44 51V48L42 49V46H41V44L43 43H41L40 41L42 40V39H44V36H45ZM48 32V31H47ZM54 32V31H53ZM158 32H159V30H158ZM192 32H190V33H192ZM200 32V33H201ZM205 32V31H204ZM217 32H219V31H217ZM224 32V31H223ZM254 32V31H253ZM17 33H18V35H17ZM24 33V32H23ZM23 33H21V34H23ZM27 33V32H26ZM55 33V32H54ZM53 33V34H54ZM195 33H196V31H195ZM227 33H230V31L229 32H227ZM246 33V32H245ZM251 33V32H250ZM31 34V33H30ZM29 34V35H30ZM40 34V33H39ZM51 34V33H50ZM50 34H46L48 37H52V36H50ZM156 34H157V32H156ZM197 34V33H196ZM202 34H204V33H202ZM205 34V35H206ZM220 35H221V33H219ZM17 35V36H16ZM28 35V34H27ZM144 35H146V36H144ZM162 35V34H161ZM164 35V34H163ZM199 35V34H198ZM201 35V34H200ZM208 35H206V37L208 36ZM216 35V34H215ZM220 35H218L217 34V36H220ZM224 35H227L228 36V34H225V32H224ZM232 34H230L229 36H231ZM248 35V34H247ZM252 34H250V36L249 37H253V35L251 36ZM26 36V35H25ZM47 36H45V37H47ZM157 36V35H156ZM195 36V35H194ZM235 36V35H234ZM246 36V35H245ZM255 37H256V35H254ZM27 37V36H26ZM41 37H43L42 39H41ZM54 37V36H53ZM56 37V36H55ZM55 37H54V40H55ZM58 37V36H57ZM96 37V38H97ZM158 37V36H157ZM161 37H163V36H161ZM179 37H178V40H179ZM190 37V36H189ZM188 37V38H189ZM200 37H202V36H200ZM204 37V36H203ZM221 37H222V35H221ZM221 37H220V39H221ZM94 38V39H93ZM165 38V37H164ZM188 38H187V40H188ZM191 38V37H190ZM189 38V39H190ZM233 38V37H232ZM243 38L245 39V37L243 36ZM63 39H65V38H63ZM93 39V40H92ZM131 39H130V41H131ZM163 39V38H162ZM192 39H194V38H192ZM213 39V38H212ZM225 39V38H224ZM229 39V38H228ZM246 39H247V36H246ZM252 38H250L249 40H251ZM19 40V39H18ZM53 40V39H52ZM133 40H132V42H133ZM156 40H157V38H156ZM186 40V39H185ZM206 40H208V39H206ZM211 40V39H210ZM223 40V39H222ZM248 40V41H249ZM47 41V40H46ZM83 41H84V43H87V44H89V45H85L84 44V46H83ZM95 41H97V39L96 40H94L93 42H95ZM152 41V40H151ZM150 41V42H151ZM179 41H182V40H179ZM190 41V40H189ZM212 41V40H211ZM230 41V40H229ZM247 42V43H249L247 40H244V42ZM98 42V41H97ZM97 42H96V44H97ZM101 42V41H100ZM99 42V43H100ZM128 42V41H127ZM141 42H142V44H141ZM148 42V41H147ZM156 42V41H155ZM194 42V41H193ZM196 42H197V40H196ZM226 42H228V41H226ZM252 43H253V41H251ZM250 42V43H251ZM26 43V42H25ZM38 43H36V44H38ZM55 43H54V45H55ZM156 43H158V42H156ZM161 43V42H160ZM180 43V42H179ZM183 43V42H182ZM188 43V42H187ZM187 43L185 42V44L187 45ZM198 43V42H197ZM196 43V44H197ZM210 43V42H209ZM221 43H222V41H221ZM241 43H243V42H241ZM249 43V44H250ZM34 44V43H33ZM53 44V43H52ZM117 44V45H116ZM125 44V43H124ZM148 45H149V43H147ZM146 44V46H148ZM184 44V43H183ZM189 44V43H188ZM192 44V45H191ZM190 44V46H192L191 47V50H192V48H193V43H191ZM204 44V43H203ZM95 45V44H94ZM126 45V44H125ZM152 45V44H151ZM157 45V44H156ZM199 45H200V43H199ZM212 45V44H211ZM213 45H214V43H213ZM241 45H243V44H241ZM49 46H50V44H49ZM85 46L87 47V48H85ZM96 46V45H95ZM98 46H100V45H97L96 47H98ZM129 46H130V44H129ZM182 46V45H181ZM190 46H186L187 47V49H189V50H184V49H182V50H184V52L185 51H189V53H190V48H188V47H190ZM200 46H202V45H200ZM216 46H218L217 44H216ZM226 46V45H225ZM41 47V48H40ZM139 47V46H138ZM150 47V46H149ZM196 47V46H195ZM203 47V46H202ZM239 46H237V48H238ZM242 46H240V48H241ZM17 48V47H16ZM36 48H37V45H36ZM75 48H77L76 50H75ZM140 48H142V47H140ZM147 48V47H146ZM184 48H185V45H184ZM199 48V47H198ZM211 48V47H210ZM246 48V47H245ZM245 48H244V50H245ZM38 49V48H37ZM38 49V50H39ZM122 49V48H121ZM162 49V48H161ZM221 49V48H220ZM3 50V53H5L6 54V52ZM37 50V51H38ZM40 50V51H41ZM102 50H103V48H102ZM140 51H142L143 50V54H142V57L139 55V57H137L134 61H131V65L128 63V65H127V68L129 67V68H131L133 71L135 70V69H137V70H139V69H142V70H144V71H146V70H152L153 71V69H155L154 71H156V70H158L157 68L159 67L158 65H160V63L159 64H157L158 62L155 60V62H153V60H151L150 62L151 63H146L147 61H143V55H144V52H145V49L143 48L142 50L141 49H139ZM146 50H149V48H147ZM180 49H178V51H179ZM203 50V49H202ZM212 50V52H213V49H211ZM224 50V48H222V50H216V51H218L217 53H219L220 51H222V53L223 52H225V51H223ZM236 50H238V49H236ZM244 50H242V51H244ZM21 51V50H20ZM104 51V50H103ZM102 51V52H103ZM135 51V50H134ZM140 51H138V52H140ZM155 51H159V49L158 50H156L155 49ZM193 51H194V48H193ZM193 51H191L192 53H193V55H190V54H187V53H185V55L186 56H184V57H188L189 55V57L187 58V59H189V61L187 60V62L189 63V65L188 66H190V68L193 70V71H198V72H200V73H203L202 75H201V77L202 76H204L203 78H204V81H201V86L203 87V83H204V85L205 84H207L205 81V79H209L210 80V74L209 73H207V70L209 69V65H208V62H210L211 60L209 59L208 60V58H206L207 60H205V58L204 59H200V57H201V54H200V57L199 56H197L196 54H195V56L196 57H194V52ZM198 51V50H197ZM214 51H215V49H214ZM226 51H227V49H226ZM264 51V50H263ZM2 52V51H1ZM137 52V53H138ZM160 52L162 53L163 51H161L160 50ZM160 52H156V53H160ZM241 52V51H240ZM17 53V52H16ZM33 53V52H32ZM35 53H36V50H35ZM39 53V51L36 53V54H38ZM41 53V52H40ZM39 53V54H40ZM44 52H42L41 54H43ZM49 53H51V54H49ZM106 55H109L107 52H104ZM115 53V52H114ZM121 53V52H120ZM119 53V54H120ZM140 53H142V52H140ZM148 53V52H147ZM156 53H155V55H156ZM160 53V54H161ZM179 53V52H178ZM191 53V54H192ZM196 53H198V52H196ZM201 53V52H200ZM204 53V52H203ZM215 54V53H213V55H215L217 58H219V57H221V58H219V59H217L216 57H215V61H214V63H216V59H217V63H218V60L219 61H221V59L224 57V55L226 54V53H228V52H226L224 55L221 53V54ZM236 53H238V51L236 52ZM8 54V55H9ZM38 54V55H39ZM68 54H69V52H68ZM71 54H72V52H71ZM105 54H102V56L104 55L105 56ZM121 54H124V53H121ZM150 54V53H149ZM167 54V53H166ZM184 54V53H183ZM199 54V53H198ZM204 54H206V53H204ZM243 54V53H242ZM247 54V53H246ZM4 55V54H3ZM115 55V54H114ZM114 55L113 56H111V55H109L108 57H112V58H110V60L111 59H113V57H114ZM129 55V54H128ZM146 55V54H145ZM148 55V54H147ZM153 55V54H152ZM159 55V54H158ZM188 55V56H187ZM203 55V54H202ZM208 55V54H207ZM221 55H223V57L221 56ZM227 55V54H226ZM264 55V54H263ZM15 56V55H14ZM41 56V55H40ZM39 56V57H40ZM67 56H69V55H67ZM80 56V55H79ZM135 56V55H134ZM136 56H138V55H136ZM149 56V55H148ZM148 56H146V57H148ZM166 56V55H165ZM182 56V55H181ZM7 57H9V56H7ZM70 57V56H69ZM99 57V56H98ZM100 57H101V55H100ZM145 57V56H144ZM156 57V56H155ZM161 57V56H160ZM163 57V56H162ZM199 59H198V58ZM203 57H207V56H202V58ZM237 57V56H236ZM239 57V56H238ZM247 57V56H246ZM15 58H17V57H15ZM29 58V57H28ZM28 58H27V60H28ZM41 58V60L42 61H45V56H44V58H43V56L42 57H40ZM43 58V59H42ZM77 58V57H76ZM81 58V57H80ZM86 58V57H85ZM94 58H96V57H94ZM115 58V57H114ZM120 58V57H119ZM128 58V57H127ZM152 58V57H151ZM179 58V57H178ZM225 58V57H224ZM243 58V57H242ZM264 58V57H263ZM3 59V58H2ZM10 59V58H9ZM26 59V58H25ZM61 59V58H60ZM64 59H65V57H64ZM89 59V58H88ZM87 59V60H88ZM98 60H99V58H97ZM104 59H108L106 56L105 57H101V59H100V62H102V61H105ZM117 59H118V56H117ZM142 59V60H141ZM146 59V58H145ZM148 59V58H147ZM180 59V58H179ZM178 59V60H179ZM212 59H214V57L212 58ZM24 60V59H23ZM87 60H84V61H86L87 62ZM102 60V61H101ZM110 60H108V61H110ZM119 60L120 59H118V63H120L119 62ZM123 60V59H122ZM121 60V61H122ZM184 60V59H183ZM245 60V59H244ZM89 61V60H88ZM144 63H143V62ZM161 61V60H160ZM186 61V60H185ZM85 62V63H86ZM96 62V61H95ZM106 63H108L107 62V60L105 61ZM126 62H128V61H126ZM149 62V61H148ZM179 61H177V63H178ZM221 62H223V61H221ZM227 62V61H226ZM24 63L25 62H23V64L21 63H19L18 64V62H17V60H0V71H1V78L3 77L6 81H5V83H3V84H7L6 82H8V81H10V83H11V81H13V83H11L10 85H17L16 83H14L15 82V76H16V74H17V72L18 71H20L19 73H21V68H22V72H23V74H25V72H27L28 70H26L28 67H29V65L28 64H25V66L26 65H28L27 67H23V65H24ZM35 63V62H34ZM37 63V62H36ZM98 63V62H97ZM103 63V62H102ZM109 63H112L111 61L109 62ZM115 63H116V60H115ZM177 63H176V65H177ZM212 63V62H211ZM213 63V64H214ZM220 63V62H219ZM263 63H264V61H263ZM43 64V63H42ZM58 64H60V63H58ZM70 64V63H69ZM87 64H88V62H87ZM90 64V63H89ZM88 64V65H89ZM122 64V63H121ZM121 64H119V65H121ZM179 64V63H178ZM20 65V66H19ZM22 65V66H21ZM31 65H32V63H31ZM50 65V64H49ZM61 65V64H60ZM66 65V64H65ZM106 65V64H105ZM175 65V64H174ZM180 65V64H179ZM214 65H216V64H214ZM222 65V64H221ZM221 65H218V66H221ZM224 65H225V62H224ZM39 66V65H38ZM90 66V65H89ZM92 66V65H91ZM94 66V65H93ZM98 66V65H97ZM173 66V65H172ZM181 66H183V65H181ZM211 66V65H210ZM213 66V65H212ZM211 66V67H212ZM71 67H72V65H71ZM83 67V66H82ZM105 67V66H104ZM109 67V66H108ZM187 67V66H186ZM214 67V66H213ZM224 67V66H223ZM222 67V68H223ZM40 68V67H39ZM43 68V67H42ZM76 68V67H75ZM78 68V67H77ZM98 68V67H97ZM128 68V69H129ZM177 68V67H176ZM262 68V67H261ZM29 69V68H28ZM33 69V68H32ZM79 69V68H78ZM102 69V68H101ZM101 69H99V71L98 72H100L101 71ZM127 69V70H128ZM131 69H129V73H132V71H131ZM159 69H160V67H159ZM205 69V70H204ZM211 69V68H210ZM260 69V68H259ZM18 70V71H17ZM30 70V69H29ZM36 70H38V69H36ZM35 70V71H36ZM45 70V69H44ZM104 70H106V69H104L103 68V71ZM125 70H126V68H125ZM126 70V71H127ZM225 70V69H224ZM262 70V69H261ZM260 70V71H261ZM263 70H264V68H263ZM3 71H6L7 73L6 74H2V72ZM39 71V70H38ZM153 71V72H154ZM160 71V70H159ZM257 71H259V70H257ZM29 72V74L31 73V71H28ZM27 72V73H28ZM34 72V71H33ZM105 72V71H104ZM121 71H119V73H120ZM152 72V73H153ZM161 72H162V70H161ZM262 72V71H261ZM16 73V74H15ZM124 73V72H123ZM194 73V72H193ZM196 73V72H195ZM218 73H220L219 71H218ZM251 72H249L248 74H250ZM255 73H256V71H255ZM254 73V74H255ZM28 74V75H29ZM32 74V73H31ZM41 74H42V71H41ZM117 74H118V72H117ZM116 74V75H117ZM137 74V73H136ZM155 74V73H154ZM207 74H209V76H207ZM253 74V75H254ZM262 74V73H261ZM3 75V76H2ZM27 75V74H26ZM27 75V76H28ZM36 75V74H35ZM35 75H33V76H35ZM44 75V74H43ZM50 75V74H49ZM80 75V74H79ZM130 75V74H129ZM146 75V74H145ZM163 75V74H162ZM196 75V74H195ZM200 75V74H199ZM206 75V76H205ZM212 75V74H211ZM246 75V74H245ZM251 75V74H250ZM263 75V74H262ZM36 76H39V75H36ZM48 76V75H47ZM191 76V75H190ZM247 76V75H246ZM256 76L257 77H259L258 76V74H256ZM6 77V78H5ZM49 77V76H48ZM55 77V76H54ZM78 77V76H77ZM92 77V76H91ZM101 77H102V75H101ZM146 77V76H145ZM163 77H164V75H163ZM213 77V76H212ZM211 77V78H212ZM2 78V79H3ZM71 78V77H70ZM89 78V77H88ZM202 78V79H203ZM244 78V77H243ZM247 78V77H246ZM250 78V77H249ZM252 78H254V80H255V78L256 77H252ZM260 78V77H259ZM258 78V79H259ZM262 78H264V75H263V77ZM40 79V78H39ZM51 79V78H50ZM64 79V78H63ZM84 79V78H83ZM194 79V78H193ZM201 79V80H202ZM35 80V79H34ZM54 80V79H53ZM104 80V79H103ZM107 80V79H106ZM195 80H197V79H195ZM194 80V81H195ZM199 80V79H198ZM209 80L207 81L208 83H209ZM252 80L253 79H251V82H252ZM29 81V80H28ZM41 81V80H40ZM59 81V80H58ZM182 81H183V79H181V85H183L182 84ZM186 81V80H185ZM247 82H248V79L246 80ZM245 81V82H246ZM261 81V80H260ZM18 82V81H17ZM55 82V81H54ZM71 82V81H70ZM77 82V81H76ZM80 82V81H79ZM82 82V81H81ZM91 82V81H90ZM187 82V81H186ZM190 82H191V80H190ZM193 82V81H192ZM195 82H197V81H195ZM203 82V83H202ZM212 82V81H211ZM250 82V83H251ZM9 83V82H8ZM41 83V86H42V84H43V82H40ZM40 83L39 82H37V80H35V81H29L28 83H27V85L25 86V88L23 89V87L21 86V88L26 92L25 94H27V96H28V94L29 95H33L34 93H35V90H38V89H36L37 87H39L40 86ZM78 83V82H77ZM76 83V84H77ZM150 83V82H149ZM178 83V82H177ZM249 83V82H248ZM252 83H255L254 81L252 82ZM257 83V82H256ZM260 83V82H259ZM262 83H263V80H262ZM23 84V83H22ZM75 84V83H74ZM78 84H80V83H78ZM82 84H84V83H82ZM108 84V83H107ZM147 85H148V83H146ZM154 84V83H153ZM180 84V83H179ZM186 84V83H185ZM196 84V83H195ZM45 85V84H44ZM44 85H43V87H44ZM113 85V84H112ZM144 85V84H143ZM150 85V84H149ZM152 85V84H151ZM211 85V84H210ZM255 85V84H254ZM263 85H264V83H263ZM8 86V87H7ZM6 87L9 89V85H7ZM11 87L10 86V89L12 88H18V87ZM51 86H53L54 87V85H50V88L49 87H47L48 88V90L50 89V90H55V93H59V91H57L56 92V87H52L51 88ZM81 86H83L84 87V85H81ZM95 86V85H94ZM138 86H140V84L138 85ZM137 86V87H138ZM180 86V85H179ZM192 86H194V84H192ZM197 86V85H196ZM199 86V85H198ZM206 86H208V85H205L203 88H204V90L206 91L207 89H206ZM252 85H250V87H251ZM260 86H262L261 84H260ZM5 87V91L7 90V88ZM73 87H75V86H73ZM87 87V86H86ZM93 87V86H92ZM108 87H110V86H108ZM113 87V86H112ZM144 87V86H143ZM149 87H151V86H148V88ZM187 86H185V88H186ZM201 87V88H202ZM210 87H212V85L210 86ZM209 87V88H210ZM258 87H259V85H258ZM46 87L44 88V89H47ZM56 88V89H55ZM63 88V87H62ZM95 88H97V87H95ZM94 88V89H95ZM116 88V87H115ZM154 88V87H153ZM184 88V89H185ZM194 88V87H193ZM43 89V88H42ZM72 89V88H71ZM75 89V88H74ZM90 89V88H89ZM100 89V88H99ZM119 89V88H118ZM144 89V88H143ZM151 89V88H150ZM253 89H255L254 87H253ZM263 90H264V86H263V88H262ZM19 90H20V88H19ZM23 90H20V91H22V92H24ZM41 90V89H40ZM47 90V91H48ZM49 90V91H50ZM53 90V91H54ZM76 90H77V88H76ZM75 90V91H76ZM85 90V89H84ZM88 90V89H87ZM114 90V89H113ZM145 90V89H144ZM19 91V92H20ZM46 91V92H47ZM89 91V90H88ZM95 91V90H94ZM97 91H98V89H97ZM104 91V90H103ZM115 91H117V90H115ZM151 91V90H150ZM154 91V90H153ZM194 91H195V89H194ZM193 91V92H194ZM203 91V90H202ZM201 91V92H202ZM208 91H210V92H213L212 90H208ZM255 91H256V89H255ZM9 92V91H8ZM10 92H12L11 90H10ZM17 92V91H16ZM50 92H52V91H50ZM50 92H48L46 95H47V97L48 98H52V102H55V100L57 99L56 97L57 96H59V94H55V93H50ZM84 92V91H83ZM112 92V91H111ZM134 92V91H133ZM140 92V91H139ZM142 92V91H141ZM145 92V91H144ZM197 93H194L195 95L194 96H196L197 94H198V96L197 97H195V99L193 100L196 104H197V106L195 105V107H197V108H195V109H198V111L201 113H198L197 112V115L195 114L196 113V110L195 109H193V110H195V113L193 112V114H195L196 116H198V115H200V117H202L201 119H203V121L200 119V121H202V122H205V126L207 125L206 124V121H207V119L209 118V117H215L216 115H221V113H222V111L224 112L222 115H221V119L223 118V116H224V118L222 119L225 123H226V125H227V127H228V125H231V126H236L235 127V129L234 128H228V130L231 132V130H232V133H231V135H232V137H234V134L236 133V134H238V135H240V136H238V135H236L234 138H236V139H233V142L232 143H230V144H232L233 146H234V149H235V152L237 153V156L241 159V160H243V159H245V155H243V154H246V153H243L244 151L242 150V148H241V146L244 144L245 145V142H247L246 141V138L248 137V131L249 130H252V129H249V130H247V129H245V127L243 126V124L244 125H246L245 124V122L243 123V124H241L242 123V121L245 119L243 116V120L241 119V118H239V117H241V116H239L238 114L241 112H239L238 114H237V111L235 110V106H233L232 104H226V106L225 107H222V108H224V109H222L220 106H222L221 104H220V106H218V104L220 103V101H219V103H217V105L216 104H213V102L215 103V101H214V98H213V100H211V101H213L212 103H211V101H208V99L206 98V101H205V98H203L202 97V95L200 96V94H199V91H196ZM200 92V93H201ZM7 93V92H6ZM43 93H44V90H43ZM76 93H78V92H76ZM95 93H96V91H95ZM109 93V92H108ZM117 93V92H116ZM116 93H114V95L117 97V95H116ZM136 93V92H135ZM138 93V92H137ZM150 93V92H149ZM175 93V92H174ZM203 93H204V91H203ZM206 93V92H205ZM254 93V92H253ZM264 93V92H263ZM16 94V93H15ZM24 93H22V95H23ZM24 94V95H25ZM36 94V93H35ZM74 94H75V92H74ZM74 94H73V96H74ZM87 94V93H86ZM93 94V93H92ZM130 94H132V93H130ZM145 94V93H144ZM144 94H142V95H144ZM176 94V93H175ZM215 93H213V95H214ZM261 94H262V92H261ZM8 95V94H7ZM6 95V96H7ZM19 95V94H18ZM21 95V94H20ZM38 95V94H37ZM78 95V94H77ZM83 95V94H82ZM106 95H107V93H106ZM110 95V94H109ZM113 95V96H114ZM133 95V94H132ZM140 95V94H139ZM156 95V94H155ZM160 95H162V94H160ZM172 95V94H171ZM212 95V94H211ZM210 95V96H211ZM212 95V96H213ZM254 95V94H253ZM35 96V95H34ZM76 96V95H75ZM79 96V95H78ZM78 96H76L75 98H74V100H77L78 102H80V100H78V99H81L80 98V96H79V98H78ZM111 97V98H106V96H105V98H95L94 99V96L92 95V97H93V100H94V102H95V105H94V108H92V110L95 112V115H93V116H98V118H100V121L102 120V122L103 123H101L100 125H98V126H100V128H101V130H102V132H106L107 131V134H108V132H109V130H110V127L112 128L113 127V125H112V123H111V125H110V121H107V118H109L110 116L107 114V116H104L103 118H105V117H107L106 119H104L103 120V118H101V116L102 115H105L104 114V112L102 113V111H103V109H102V107H101V105L102 104H105V105H107V107H106V109H108L106 112H109V114H110V112L112 111H116V113L118 112L120 115H118L119 116V122H120V128L122 129V132H123V136H124V140H123V142L122 143H120V141H119V143L120 144H122L123 146V148L124 149H126V148H135L134 150L136 151V149L139 147H137V145H138V143H139V138L143 135V133L141 132V131H139L140 129H139V125L142 123L143 124V122H141V123H139L140 121H138V119H136V114L137 113H135L134 112V108H133V110H130V112L128 111L127 112V108L129 107V105L131 104V101H130V99L127 97H124V98H122V96L120 95L119 97L120 98H116V97ZM127 96V95H126ZM163 96V95H162ZM172 96H174V94L172 95ZM187 96V95H186ZM193 96V97H194ZM202 97L201 99H198V97ZM209 96V95H208ZM215 96V95H214ZM251 96V95H250ZM257 96V95H256ZM259 96V95H258ZM257 96V97H258ZM17 97V96H16ZM30 98H32L31 96H29ZM37 97V96H36ZM62 97V96H61ZM108 97V96H107ZM131 97V96H130ZM133 97V96H132ZM148 97V96H147ZM170 97V96H169ZM257 97H255V100H256V98ZM22 98V97H21ZM24 98V97H23ZM25 98H26V95H25ZM29 98V99H30ZM46 98V97H45ZM53 98L55 99L54 101H53ZM60 98V97H59ZM77 98V99H76ZM90 98V97H89ZM136 98V97H135ZM162 98V97H161ZM164 98V97H163ZM2 99V102H3V105L4 106H6L7 108H5L4 106H1L0 105V107H3L4 108V110H3V108L1 109L0 108V118H2V120H3V127H1V125H0V169H2V171L5 169V167H6V164H7V166H8V163L6 162V160H7V158L8 159H10L11 160V158L10 157H12V156H9V157H6V160L4 159L5 157L4 156H6L7 154H9V152L10 151H8L9 149L11 150V148L9 147L10 145H14V142H16L15 141V136H16V133L15 134H13V132L12 131H6V128L7 127H5L4 126V124L6 123V124H8V123H14V125L16 124L15 123V121H17V125H20L22 122H21V119H19L20 120V122L18 121V120H16V118H19V117H17L16 115H17V113L15 112V110L18 112V110H19V108L21 107H19V105L23 102L24 103V101H21V103L19 102V100H20V98H19V100L18 99H16V100H14V99H10L8 96L7 97H5V98H3V97H1L0 98V100ZM5 99V100H4ZM28 99V98H27ZM37 99V98H36ZM62 99V98H61ZM129 99V100H128ZM136 99H140L139 101H141V102H143V104H146L147 105V103L148 102H150V101H153V100H155V98H136ZM158 99V98H157ZM157 99H156V101H157ZM170 99V100H169ZM188 99V98H187ZM191 99H193V98H191ZM190 99V100H191ZM202 99H204V100H202ZM228 99V98H227ZM235 99V98H234ZM237 99V98H236ZM22 100H24V99H22ZM32 100V99H31ZM83 100V99H82ZM87 100H89V99H87ZM137 100V102H139ZM161 100V99H160ZM196 100V101H195ZM210 100V99H209ZM217 100V99H216ZM39 101H41V100H39ZM58 101V100H57ZM62 100H59L58 101V103H54V104H57V106L55 105H53V103L51 102V104L53 105V107H55V108H57V107H59V104H60V102H61ZM128 101H130V103L128 102ZM136 101V100H135ZM135 101H133V102H135ZM162 101L165 103V104H168V108H170L171 109V111L173 110V112H175L176 113V111H174V103H175V105L177 106H179V104H176L177 102H178V100L177 99H174V98H168V99H166V100H164V99H162ZM229 101V100H228ZM227 101V102H228ZM232 101H234V100H232ZM236 101V100H235ZM254 101V100H253ZM2 102H0V103H2ZM31 102V101H30ZM37 102V101H36ZM46 102V101H45ZM44 102V103H45ZM64 102V101H63ZM78 102H76L75 101V103H77L76 104V107H74L75 109H73L72 111H68V112H71V114H70V116H71V118H72V120L73 119H76V120H78V119H80V117H81V113L82 112H84V113H86L85 115H88V113L90 112L89 110L91 109V108H89L88 106H89V104L87 105V104H82V103H78ZM101 102H102V104H101ZM141 102H139V103H141ZM185 102H186V100H185ZM207 102V104H209V108H211V110L208 108V109H206L205 110V106L206 105H204L205 103ZM209 102V103H208ZM226 102V101H225ZM260 102V101H259ZM18 103H20L19 105H18ZM22 103V104H23ZM34 103V102H33ZM91 103V102H90ZM160 103V102H159ZM158 103V104H159ZM163 103V104H164ZM229 103V102H228ZM234 103V102H233ZM251 103V102H250ZM254 102H252V104H253ZM257 103V102H256ZM256 103H255V105H256ZM7 104V105H6ZM21 104V105H22ZM27 104H28V102H27ZM142 104V103H141ZM140 104V106H141V109L143 110L142 112H143V115L144 116H146V114H147V116L149 117V116H153V113H152V111H150L148 108H146L145 107V105H141ZM190 104V103H189ZM193 104V103H192ZM235 104V103H234ZM24 105V104H23ZM26 105V104H25ZM32 105V104H31ZM34 105H35V103H34ZM64 105V104H63ZM75 105V104H74ZM128 107H127V106ZM150 105V104H149ZM184 106V108L186 107V110L184 109V108H182L183 106ZM191 105V104H190ZM249 105V104H248ZM33 106V105H32ZM31 106V107H32ZM49 106V105H48ZM62 106V105H61ZM127 107L126 108V112H125V109H124V107ZM133 106H135L134 104L132 105V107ZM175 106V107H176ZM192 106V105H191ZM239 106V105H238ZM264 106V105H263ZM19 107V108H18ZM29 107V106H28ZM34 107H36V106H34ZM70 107V106H69ZM88 107V108H87ZM132 107H131V105H130V108L132 109ZM149 107V106H148ZM159 107V106H158ZM233 107H234V109H233ZM254 107V106H253ZM17 108H18V110H17ZM24 108V107H23ZM42 108V107H41ZM60 108H62V107H60ZM68 108V107H67ZM138 108V107H137ZM152 108V107H151ZM238 108V107H237ZM255 108V107H254ZM5 109L7 110V111H5ZM21 109V108H20ZM26 109V108H25ZM32 109V108H31ZM31 109H30V111H31ZM36 109V108H35ZM66 108H64L63 110H65ZM71 109V108H70ZM104 109H105V107H104ZM135 109H136V106H135ZM139 109V108H138ZM158 109V108H157ZM167 109V108H166ZM176 109H177V107H176ZM180 110L181 109H183L184 110V113H186V111L187 110H189V112L187 111V114L188 113H191L190 111H192V109H191V107H190V109H187V105H184V103H181V106H180V108H179ZM222 111H221V110ZM10 110V111H9ZM22 110V109H21ZM21 110H19V111H21ZM58 110H59V108H58ZM62 110V109H61ZM111 110V111H110ZM137 110V109H136ZM135 110V111H136ZM208 110H210V112H208ZM220 110V111H219ZM256 110V109H255ZM25 111V110H24ZM36 111V110H35ZM38 111V110H37ZM57 111V110H56ZM133 111V112H132ZM164 111V110H163ZM239 111V110H238ZM32 112V111H31ZM62 112V111H61ZM65 112V111H64ZM88 112V113H87ZM113 112V113H114ZM157 112V111H156ZM162 112V111H161ZM160 112V113H161ZM181 112L183 113V111L181 110ZM181 112H179L180 113V115L179 116H181ZM220 112V113H219ZM16 114L15 116L13 115V114ZM22 113V112H21ZM27 113V112H26ZM38 113V112H37ZM58 113V112H57ZM84 113L82 114V115H84ZM133 113H135L134 114V116L132 115ZM144 113H146V114H144ZM183 113V114H184ZM208 113H210V114H212L211 116H208V115H210V114H208ZM246 113V112H245ZM245 113H243V114H245ZM19 115H20V113H18ZM25 114V113H24ZM56 114V113H55ZM64 114V113H63ZM92 114V113H91ZM94 114V113H93ZM112 114V113H111ZM115 114V113H114ZM113 114V115H114ZM159 114V113H158ZM162 114V113H161ZM161 114H159V117H161V118H163L162 117V115ZM164 114V113H163ZM182 114V115H183ZM186 114V115H187ZM214 114V115H213ZM18 115V116H19ZM33 115V114H32ZM59 115V114H58ZM69 115V114H68ZM143 115H141V116H143ZM161 115V116H160ZM185 115V114H184ZM183 115V116H184ZM190 115V114H189ZM192 115V114H191ZM190 115V116H191ZM194 115V116H195ZM219 115V116H220ZM241 115V114H240ZM249 115H250V113H249ZM13 116L15 117L14 119H13ZM21 116V115H20ZM29 116V115H28ZM27 116V117H28ZM34 116V115H33ZM56 116V115H55ZM60 116V115H59ZM92 116V115H91ZM183 116H181L182 118H183ZM246 116H248V115H246ZM251 116H252V114H251ZM250 116V118H252ZM12 117V118H11ZM36 117V116H35ZM35 117H32V118H34V120L36 121V119L37 118H35ZM58 117V116H57ZM86 117V116H85ZM88 117V116H87ZM96 117H94L93 119H95ZM174 117H175V115H174ZM185 117V116H184ZM187 117H188V115H187ZM187 117H185V118H187ZM192 117V116H191ZM208 117V118H207ZM213 117V118H214ZM218 117V116H217ZM216 117V119H218ZM31 118V117H30ZM40 118V117H39ZM90 118H92V117H89V119ZM98 118H96V119H98ZM140 119H141V117H139ZM144 118V117H143ZM160 118V119H161ZM190 117H188L187 118V120L189 119ZM14 121H13V120ZM40 119H42V118H40ZM63 119V118H62ZM83 119V118H82ZM88 119V118H87ZM110 119H112L111 117H110ZM114 119V118H113ZM145 119V118H144ZM159 119V120H160ZM166 119V118H165ZM179 119V118H178ZM192 119H194V117L193 118H190V120H191V125H193L192 124V122L194 123V121L195 120H192ZM196 119V118H195ZM204 119H206V121L204 120ZM211 119V118H210ZM240 119H241V121H240ZM246 119H248V118H246ZM1 120V121H2ZM31 120V119H30ZM34 120H32V121H34ZM38 120V119H37ZM65 120H66V118H65ZM69 120V119H68ZM109 120V119H108ZM116 120V119H115ZM176 120V119H175ZM180 120H181V118H180ZM186 120V119H185ZM220 120V119H219ZM218 120V121H219ZM222 120H220V121H222ZM250 120V119H249ZM249 120H248V122H249ZM254 120V119H253ZM0 121V122H1ZM23 121V120H22ZM42 121V120H41ZM82 121V120H81ZM80 121V122H81ZM87 121V120H86ZM85 121V122H86ZM147 121V120H146ZM168 121V120H167ZM199 121V120H198ZM200 121H199V123H200ZM208 121H209V119H208ZM219 121V122H220ZM227 121V122H226ZM240 121V122H239ZM24 122V121H23ZM30 122V121H29ZM57 122V121H56ZM55 122V123H56ZM59 122V121H58ZM88 122V121H87ZM86 122V123H87ZM93 122H98V121H93ZM118 122V121H117ZM165 122V121H164ZM1 123V124H2ZM28 123V122H27ZM32 123V122H31ZM36 123V122H35ZM38 123V122H37ZM63 123V122H62ZM69 123V122H68ZM178 123V122H177ZM176 123V124H177ZM215 123V122H214ZM250 123V122H249ZM252 123V122H251ZM22 124H24V123H22ZM41 124H43V123H41ZM65 124V123H64ZM63 124V125H64ZM92 124V123H91ZM98 124H99V122H98ZM117 124V123H116ZM141 124V125H142ZM144 124H146V123H144ZM159 124V123H158ZM165 124V123H164ZM170 124V123H169ZM175 124V123H174ZM188 124V123H187ZM189 124H190V121H189ZM195 124H197L196 122H195ZM202 124V123H201ZM209 124V123H208ZM220 124V123H219ZM222 124V123H221ZM256 124V123H255ZM16 125V126H17ZM33 125V124H32ZM47 125V124H46ZM56 125V124H55ZM60 125V124H59ZM62 125V126H63ZM70 125V124H69ZM73 125V124H72ZM96 125V124H95ZM161 125H162V122H161ZM166 125V124H165ZM211 125V124H210ZM250 125V124H249ZM253 125V124H252ZM10 126V125H9ZM41 126H43V125H41ZM52 126V125H51ZM50 126V127H51ZM54 126V125H53ZM61 126V127H62ZM81 126V125H80ZM83 126V125H82ZM97 125H96V127H98ZM194 126V127H193ZM192 127L191 126H189V128H186V129H190L191 130V128H195L196 126L195 125H193ZM244 128H243V127ZM254 126V125H253ZM5 127V128H4ZM21 127V126H20ZM23 127V126H22ZM49 127V128H50ZM86 127H89V126H86ZM115 127V126H114ZM117 127V126H116ZM143 127V126H142ZM185 127H187V126H185ZM201 127H202V125H201ZM240 127V128H239ZM241 127L244 129V130H242L241 129ZM37 128V127H36ZM170 128V127H169ZM180 128V127H179ZM178 128V129H179ZM197 128V127H196ZM195 128V129H196ZM204 128V127H203ZM209 128H210V126H209ZM208 128V129H209ZM250 128V127H249ZM25 128H23V130H24ZM29 129V128H28ZM60 129V128H59ZM63 129V128H62ZM71 129V128H70ZM72 129H73V126H72ZM84 129V128H83ZM95 129V128H94ZM99 129V128H98ZM115 129V128H114ZM161 129H162V126H161ZM194 129V130H195ZM207 129V128H206ZM211 129V128H210ZM209 129V130H210ZM10 130H12V129H10ZM41 130V129H40ZM82 130V129H81ZM101 130H99V131H101ZM113 130V129H112ZM111 130V133L114 131H112ZM133 130H134V132H137V134H135L134 132H133ZM136 130V131H135ZM176 130V129H175ZM193 130V131H194ZM198 130H201V128L199 129L198 128ZM197 130V131H198ZM202 130H204V129H202ZM245 130H246V132H245ZM259 130V129H258ZM257 130V131H258ZM14 131V130H13ZM33 131H35V130H33ZM57 131V130H56ZM67 131V130H66ZM79 131H80V129H79ZM84 131V130H83ZM82 131V132H83ZM87 131V130H86ZM88 131H89V129H88ZM91 131H92V128H91ZM98 131V130H97ZM170 131H171V128H170ZM179 131V130H178ZM177 131V132H178ZM235 131H238V132H235ZM17 132V131H16ZM37 132V131H36ZM42 132V131H41ZM85 132V131H84ZM95 132V131H94ZM93 132V133H94ZM104 132V133H105ZM167 132V131H166ZM169 132V131H168ZM176 132V135L178 134ZM185 132V131H184ZM188 132V131H187ZM200 132V131H199ZM206 132H208L207 130H206ZM242 132H244V133H246L247 134V137L246 138H243L246 134H242ZM19 133V132H18ZM22 133H23V131H22ZM93 133H91V132H89V135H88V137L89 136H91V135H93ZM97 133V132H96ZM101 133V132H100ZM117 133V132H116ZM172 133V132H171ZM174 133V132H173ZM180 133V132H179ZM186 133V132H185ZM192 134V132H189V135H191ZM198 133V132H197ZM210 133V132H209ZM211 133H212V130H211ZM218 133V132H217ZM256 133V132H255ZM20 134V133H19ZM26 134H28V133H26ZM32 134V133H31ZM47 134V133H46ZM71 134V133H70ZM84 133H82V135H83ZM98 134V133H97ZM115 133H113V135H114ZM166 134V133H165ZM170 134V133H169ZM200 134V133H199ZM212 134H214V133H212ZM216 134V133H215ZM229 134V133H228ZM250 134V133H249ZM15 135V136H14ZM24 135H25V133H24ZM35 135H36V133H35ZM45 135V134H44ZM58 135V134H57ZM72 135V134H71ZM75 135H77V134H75ZM85 135H86V132H85ZM94 135H96L95 133H94ZM105 135V134H104ZM110 135V134H109ZM139 135H141V136H139ZM145 135V134H144ZM184 135V134H183ZM207 135V134H206ZM210 135V134H209ZM251 135H253V134H251ZM250 135V136H251ZM20 136H22V135H20ZM31 136V135H30ZM38 136H39V134H38ZM37 136V137H38ZM118 136V135H117ZM169 136V135H168ZM182 136V135H181ZM195 136H197L196 134H195ZM199 136V135H198ZM202 136V135H201ZM238 136V137H237ZM17 137V136H16ZM35 137V136H34ZM52 137V136H51ZM95 137V136H94ZM98 137H99V135H98ZM102 137H105V136H102ZM114 137V136H113ZM176 137V136H175ZM180 137V136H179ZM194 137V136H193ZM212 137V136H211ZM18 138V137H17ZM27 138V137H26ZM55 138V137H54ZM71 138V137H70ZM76 138V137H75ZM84 138H86V136L84 137ZM92 138V137H91ZM95 138H97V136L95 137ZM94 138V140H93V138H92V140L93 141H95L96 139ZM100 138V137H99ZM98 138V139H99ZM106 138V137H105ZM108 138H109V136H108ZM115 138V137H114ZM142 138H145V137H143L142 136ZM170 138V137H169ZM183 138V137H182ZM196 138V137H195ZM61 139V138H60ZM73 139V138H72ZM83 139V138H82ZM89 139V138H88ZM97 139V140H98ZM101 139H103V138H101ZM113 139V138H112ZM193 139V138H192ZM204 139V138H203ZM217 139V138H216ZM215 139V140H216ZM249 139V138H248ZM257 139V138H256ZM46 140V139H45ZM87 140V139H86ZM96 140V141H97ZM104 140V139H103ZM103 140H101V141H103ZM143 140V139H142ZM140 141V142H143V141ZM145 140V139H144ZM146 140H147V138H146ZM169 140V139H168ZM167 140V141H168ZM171 140V139H170ZM179 140V139H178ZM195 140V139H194ZM252 140V139H251ZM258 140H260V139H258ZM258 140H256V141H258ZM14 141V142H13ZM20 140H18V142H19ZM54 141V140H53ZM53 141H52V143H53ZM59 141V140H58ZM58 141H57V143H58ZM70 141V140H69ZM84 141V140H83ZM92 141V142H93ZM105 141V140H104ZM113 141V140H112ZM115 141V140H114ZM148 141V140H147ZM146 141V142H147ZM173 141V140H172ZM199 141V140H198ZM202 141H204V140H202ZM221 141V140H220ZM227 141V143H228V140H226ZM230 141V140H229ZM232 141V140H231ZM250 141V140H249ZM253 141V140H252ZM251 141V142H252ZM256 141H255V143L253 144V145H256V144H258V143H256ZM263 142H264V140H262ZM7 142V143H6ZM9 142H10V144H9ZM34 142V141H33ZM74 142V141H73ZM90 142H91V140H90ZM91 142V143H92ZM182 142H183V140H182ZM187 143H188V140L186 141ZM192 142H194V141H192ZM196 142V141H195ZM218 142V141H217ZM250 142V143H251ZM260 142V141H259ZM32 143V142H31ZM39 143V142H38ZM40 143H42V142H40ZM49 143V142H48ZM76 143V142H75ZM79 142H77V144H78ZM81 143V142H80ZM109 143V142H108ZM114 143H116V142H114ZM113 143V144H114ZM118 143V142H117ZM145 143V142H144ZM148 143V142H147ZM146 143V144H147ZM209 143V142H208ZM211 143H212V141H211ZM61 144H62V140H61ZM74 144V143H73ZM86 144V143H85ZM98 144H99V142H98ZM111 144V143H110ZM120 144L119 145H117V146H120ZM142 144V143H141ZM145 144V145H146ZM186 144V143H185ZM193 145H195L194 143H192ZM201 144V143H200ZM215 144H217V143H215ZM214 144V145H215ZM261 144V143H260ZM15 145H16V143H15ZM18 145V144H17ZM25 145V144H24ZM23 145V146H24ZM49 145V144H48ZM76 145V144H75ZM80 145V144H79ZM92 145V144H91ZM96 145V144H95ZM116 145V144H115ZM174 145V144H173ZM177 145V146H176ZM175 145V147H174V152H173V155H175V149L177 148V147H179V149L177 150V152H176V155L174 156L175 157V161H176V159H177V157H179V154H181V156H182V159H181V156L178 158L180 161H182L183 159V161H189V159H190V161H189V163L191 162V163H195V165H196V167H194V168H199V167H201V169H202V166H204L205 165V167H206V165L209 163V162H211V164H212V166H214V167H216V168H214V170L212 171L214 174H215V176L212 178V179H215L216 178V181H213V183L214 182H217L216 183V185H215V183L213 184V185H215V187L217 186V184H218V187H216V188H214V189H212L211 188V186H210V188L209 189H212V190H206V191H209L210 192V194H213V195H210V201H209V199H207L209 202H210V204H211V201L213 200V204H215L216 203V205H215V209L216 210H218L219 212L218 213H220V215L218 214V217H215V218H217L216 220H221V221H218L219 223L218 224H222L223 226H224V229H226L225 231H227V232H229L230 231V233H231V230H233L232 231V233H231V235L233 234V232H234V230H236V228H234V229H231V226H230V223L228 222L229 221V219H228V221L225 219V218H227L226 217V212L227 211H231V209H233L232 210V212L233 211H235V209H234V207H236V206H239V205H241V203L243 204V200L245 201V197H246V195H247V191L246 190H248V189H243V191L245 190L246 191V193H243V191H242V189L240 188V187H238V188H236V190H235V183H233V177H232V171L233 170H231L230 172H229V170H228V168H229V165H228V168H225L224 167V165L223 164H221V160H222V157H220L219 155L221 154H219V153H217V152H221V146H219V147H221L220 148V150H219V147H218V145H215V149L213 148V150L212 151H209L208 153L206 152V153H204V152H202V151H200V152H196L194 149H195V147H193V145L192 146H190V143L187 145V147L188 148H185L186 147V145H183V144H180L179 146H178V144H176ZM181 145H183V146H181ZM210 145V144H209ZM213 145V146H214ZM232 145H231V147H232ZM40 146V145H39ZM42 146V145H41ZM76 146H78V145H76ZM84 146V145H83ZM93 146H94V144H93ZM93 146H91V147H93ZM98 146V145H97ZM103 146V145H102ZM113 146V145H112ZM116 146V147H117ZM142 146H144V144H142ZM167 146V145H166ZM207 146V145H206ZM13 147V146H12ZM15 147L16 146H14L13 148L15 149ZM19 147V146H18ZM37 147V146H36ZM63 147V146H62ZM95 147V146H94ZM93 147V148H94ZM99 147H101V146H99ZM106 147H108V146H106ZM121 147V146H120ZM146 147H148L147 145H146ZM227 147V146H226ZM256 147H258L259 148V145H257ZM31 148V147H30ZM53 148V147H52ZM61 148V147H60ZM66 148V147H65ZM78 148V147H77ZM95 148H97V147H95ZM94 148V149H95ZM102 148V147H101ZM105 148V147H104ZM115 148V147H114ZM140 148H141V146H140ZM144 148H145V146H144ZM173 148V147H172ZM211 148V149H212ZM255 148V147H254ZM14 149H12V151L14 150ZM48 149V148H47ZM46 149V150H47ZM74 149V148H73ZM103 149V148H102ZM120 149V148H119ZM148 150H146V153H148L147 151H150L149 153H153V150H154V148H151V147H148L147 148ZM200 149L201 150H203V148L202 147H200ZM209 149V148H208ZM223 149V148H222ZM257 149V148H256ZM24 150H25V148H24ZM27 150V149H26ZM36 150H37V148H36ZM72 150V149H71ZM89 150V149H88ZM96 150V149H95ZM97 150H98V148H97ZM104 150V149H103ZM109 151L108 152V158L110 159V158H112L113 156H114V152L113 151H111V149H109V147H108V149H106L105 148V150H104V152L105 151ZM117 150H118V147H117ZM138 150H139V148H138ZM137 150V151H138ZM163 150V149H162ZM219 150V151H218ZM225 150V149H224ZM229 150H230V148H229ZM233 150V149H232ZM28 151V150H27ZM35 151V150H34ZM60 151H62V150H60ZM68 151V150H67ZM70 151V150H69ZM82 151V150H81ZM80 151V152H81ZM92 151H94V150H92ZM106 151V152H107ZM140 151H141V149H140ZM139 151V152H140ZM144 151V150H143ZM172 151V150H171ZM223 151V150H222ZM7 152V153H6ZM15 152V151H14ZM41 152V151H40ZM49 152V151H48ZM76 152V151H75ZM79 152V153H80ZM86 152V151H85ZM91 152V151H90ZM89 152V153H90ZM105 152V153H106ZM113 152V153H112ZM121 152V151H120ZM227 152H228V148H227ZM257 152V151H256ZM22 153V152H21ZM27 153V152H26ZM25 153V154H26ZM29 153V152H28ZM46 153V152H45ZM50 153H51V151H50ZM63 153V152H62ZM73 153V152H72ZM98 153V151H96V154ZM116 153H119V152H116ZM135 153V152H134ZM149 153H148V156H145V157H149ZM154 153H155V151H154ZM158 153V152H157ZM264 153V152H263ZM4 154H6V155H4ZM43 154V153H42ZM49 154V153H48ZM81 154V153H80ZM86 155H87V153H85ZM120 154V153H119ZM136 154H137V152H136ZM159 154V153H158ZM4 155V156H3ZM11 155V154H10ZM18 155V154H17ZM39 155H41V154H39ZM38 155V156H39ZM50 155V154H49ZM52 155V154H51ZM63 155V154H62ZM89 155H91V156H93L94 157V159H95V155L93 154V153H91V154H89ZM107 155V154H106ZM137 155H139V153L137 154ZM140 155H141V153H140ZM139 155V156H140ZM155 155V154H154ZM162 155V154H161ZM178 155V156H177ZM229 155V154H228ZM259 155V154H258ZM8 156V155H7ZM27 156V155H26ZM36 154L34 155V153H33V157H32V161H33V164L31 165V164H29V162L27 163V161L25 160V164H23V166H25V169H27V168H32L31 169V171H33L34 172V170H35V172H36V175L34 176V177H37V178H35V179H38L37 181L41 184V186H43L44 187V189L47 191L46 192V195L48 194V196L47 197H45V195L44 196H42V198L43 197H45V209H42V211H44L45 212V214H41V215H43V217L45 216V221L43 222V220H41L43 223L41 224L40 223V230H41V232H40V230H38V231H36V230H33L32 228V226H33V221L35 220H30L28 217H25V216H23L24 214L22 213L21 214V212L19 211L20 210V208H22L21 206V204H20V202H22V204L24 203V199H25V201H27V197L29 196V195H27V194H25L24 195V193H21V190H23V185L21 186V189H20V186H18L19 185V181H18V184H17V186L15 185L14 186V183L13 184H11L10 186H8V188H5V187H3V190L5 191H2V189H0V191H2L1 192V194L0 195H2V193L4 192V193H6V192H8V194L9 195H11V196H18V198L17 197H15L14 198V196H13V201H16V202H13V203H16V204H14L15 205V208H16V205H21V206H18L16 209L18 210V212H19V214L17 215V214H15V215H17V216H15V215H13V216H11L8 212H5V213H1V211H0V237L2 238V239H4L5 241V243L6 244H10V246H11V248H13V254L15 255L14 257H15V261L16 260H18V258H19V256H17V254H18V251H26V253H27V250H29V253H27V256H26V253H24V256L22 257L21 256V258H19V263L18 264H37V263H39V261L37 262V263H35V262H33L31 259V256L33 255V256H35V255H38L37 253L38 252H36V249L38 248V244H40V243H44V245H46L47 246V248H48V250H50V245H51V238H53V236H56V234H55V232L53 233V231H55L54 229H52V227H51V225H56L55 223H53V224H51V219H52V216H49V215H53V213H51V203H52V201H51V199H50V196H51V192H52V190L55 188V185L57 184V182H59L58 180H54V175L57 173H55V171L53 170V168L52 167H54V166H52L53 164H51V162H50V160L48 159V158H45L46 159V161H42V160H39L40 158H37V160H36ZM44 156V155H43ZM55 156V155H54ZM53 156V157H54ZM73 156V155H72ZM88 156V155H87ZM177 156V157H176ZM247 156V155H246ZM264 156V155H263ZM23 157V156H22ZM25 157V156H24ZM41 157V156H40ZM46 157H48V155L46 156ZM66 157V156H65ZM67 157H69V156H67ZM78 157V156H77ZM84 157V156H83ZM99 156L97 155V158H98ZM106 157V156H105ZM116 157V156H115ZM117 157H119V155L117 156ZM225 157V156H224ZM42 158V157H41ZM44 158V157H43ZM79 158H80V155H79ZM90 158V157H89ZM103 158V157H102ZM129 158V157H128ZM142 158H143V156H142ZM155 158L156 157H154L153 158V156H152V159H154L155 160ZM164 158V157H163ZM197 158V159H196ZM221 158V159H220ZM237 158V157H236ZM247 158V160H248V157H246ZM13 159V158H12ZM21 159V158H20ZM27 159V158H26ZM29 159V158H28ZM44 159V160H45ZM51 159H53V158H51ZM75 159H76V157H75ZM78 159V158H77ZM101 159V158H100ZM108 159V160H109ZM115 158L113 157V159H111V160H114ZM117 159V158H116ZM115 159V160H116ZM132 159V158H131ZM140 159V158H139ZM151 159V160H152ZM177 159V162H179V160ZM195 159H196V161H195ZM259 159V158H258ZM262 159V158H261ZM17 160V159H16ZM16 160H15V162H14V164L16 163ZM30 160H31V158H30ZM29 160V161H30ZM71 160V159H70ZM74 160V159H73ZM72 160V161H73ZM88 160V159H87ZM95 160H97V159H95ZM108 160H106V162L108 161ZM111 160L109 161V166H108V163H107V165H99V164H97V165H99V166H97L96 168H95V170H93L94 171V173L93 172H91L92 174H89V177L90 178H92L91 177V175H95V177H93V178H96L97 180V182L98 181H100V180H102V182H100L101 184L100 185H102V183L104 184V187L103 188H105V185H108L109 187H108V189H112L111 191H109L108 189H107V186H106V188H105V192H106V194L108 193V191H109V193H111L110 195H108V197H111V199H113V201H115V203L116 204H118L117 203V201L119 202V196L121 195L120 193H121V190H123V189H121V186L122 187H124V185H125V183H124V181L123 182H121L122 183V185H121V183L119 182V181H121V175H120V173H119V171L120 170H118L117 169V166L119 167V165L120 164H118V163H116V165L117 166H113V165H111V164H113L112 162H111ZM130 160V159H129ZM128 160V161H129ZM142 160V159H141ZM150 159H149V161H151ZM160 160V159H159ZM191 160H194L193 162L191 161ZM227 160V159H226ZM246 160V161H247ZM260 160V159H259ZM257 160L258 161V163L260 162V163H262V162H264L263 161V159H262V161L260 160ZM21 161V160H20ZM19 161V162H20ZM103 161V160H102ZM162 161V160H161ZM170 161V160H169ZM228 161V160H227ZM245 161V160H244ZM243 161V162H244ZM13 162V161H12ZM18 162V163H19ZM74 162H75V160H74ZM85 162V161H84ZM116 162V161H115ZM115 162H114V164H115ZM148 162V161H147ZM208 162V163H207ZM225 162V161H224ZM248 162V161H247ZM246 162V163H247ZM21 163V162H20ZM22 163H23V161H22ZM30 163H32V162H30ZM90 162H88V164H89ZM96 163H98V162H96ZM131 163H134V162H131ZM137 163V162H136ZM150 163V162H149ZM151 163H153V161L151 162ZM154 163H155V161H154ZM153 163V164H154ZM156 163H158L157 161H156ZM156 163H155V165H156ZM207 163V164H206ZM241 163H242V161H241ZM257 163V162H256ZM257 163V164H258ZM67 164V163H66ZM80 164H81V162H80ZM153 164H152V166H153ZM160 164V163H159ZM165 164H167V162L165 163ZM176 164V163H175ZM178 164V163H177ZM180 164H181V162H180ZM227 164V163H226ZM228 164H229V161H228ZM243 164H245V163H243ZM20 165V164H19ZM22 165V164H21ZM72 165H73V163H72ZM75 165V164H74ZM77 165V164H76ZM75 165V166H76ZM79 165V164H78ZM78 165H77V168H78ZM136 165V164H135ZM161 165H162V163H161ZM169 165V164H168ZM184 165V164H183ZM186 165V164H185ZM210 164H208L207 166L208 167H210L209 166ZM246 165H248V163L246 164ZM259 165V164H258ZM264 165V164H263ZM9 166L11 167V165L9 164ZM15 166V168H16V165H14ZM57 166V165H56ZM71 166V165H70ZM84 166V165H83ZM86 166V165H85ZM92 166H94V165H92ZM134 166V165H133ZM144 166V165H143ZM142 166V167H143ZM149 166V165H148ZM152 166H149L150 168H148V169H152L151 167ZM167 166V165H166ZM165 166V167H166ZM176 167H175V169L178 167L177 165H175ZM2 167H4V168H2ZM13 167V166H12ZM27 167V168H26ZM64 167V166H63ZM74 167V166H73ZM81 167V166H80ZM79 167V168H80ZM136 167H137V165H136ZM141 167V166H140ZM141 167V168H142ZM154 167V166H153ZM156 167V166H155ZM169 167V166H168ZM14 168V169H15ZM18 168H19V166H18ZM18 168H16V170L18 169ZM21 168V167H20ZM90 168V167H89ZM138 168V167H137ZM147 168V167H146ZM160 168H161V166H160ZM159 168V169H160ZM163 168V167H162ZM170 168V167H169ZM179 168H181V165H179ZM213 168V167H212ZM260 168V167H259ZM7 169V168H6ZM11 169H13V168H11ZM24 169V170H25ZM34 169V170H33ZM59 169V168H58ZM65 169V168H64ZM66 169H67V167H66ZM81 169H83V168H81ZM120 169V168H119ZM124 169L125 170H127V168H125L124 167ZM132 169H133V167H132ZM147 169V170H148ZM206 169H207V167H206ZM236 169V168H235ZM263 169V168H262ZM15 170V171H16ZM20 169H18L17 171H19ZM23 170V171H24ZM30 170V169H29ZM37 170V171H36ZM129 170V169H128ZM140 170V169H139ZM138 170V171H139ZM149 170V171H150ZM154 169H152V171H153ZM182 170V169H181ZM193 170V169H192ZM260 170V169H259ZM6 171V170H5ZM7 171H9L8 169H7ZM16 171V172H17ZM22 171V174L24 173ZM31 171H29V172H31ZM59 171V170H58ZM64 171V170H63ZM85 171V170H84ZM91 171V170H90ZM130 171H132V170H130ZM136 171V170H135ZM164 171V170H163ZM166 171V170H165ZM178 171V170H177ZM208 171V170H207ZM210 171V170H209ZM237 172H238V170H236ZM20 172V171H19ZM27 172V171H26ZM71 172V171H70ZM79 172V171H78ZM82 172V171H81ZM86 172V171H85ZM126 172V171H125ZM124 172V173H125ZM140 172V171H139ZM139 172H137V173H139ZM162 172V171H161ZM160 172V173H161ZM171 172V171H170ZM173 172V171H172ZM194 172V171H193ZM261 172H262V170H261ZM6 173V172H5ZM62 173H64V172H62ZM133 173H134V171H133ZM152 173V172H151ZM154 173V172H153ZM167 173V172H166ZM234 173H235V170H234ZM263 173V172H262ZM261 173V174H262ZM29 174V173H28ZM72 174V173H71ZM82 174V173H81ZM130 174H131V172H130ZM158 174V173H157ZM162 174V173H161ZM175 174V173H174ZM197 174V173H196ZM210 174V173H209ZM208 174V175H209ZM236 174H238L239 175V172L238 173H236ZM7 175V174H6ZM27 175V174H26ZM25 175V176H26ZM31 175V174H30ZM33 175V174H32ZM66 175V174H65ZM137 174H135V176H136ZM139 175V174H138ZM154 175V174H153ZM152 175V177H154ZM164 175H166L165 174V172H164V174H163V176ZM1 176H3V175H1ZM20 176H21V173H20ZM127 176V175H126ZM131 176V175H130ZM134 176V175H133ZM144 176V175H143ZM158 176V175H157ZM167 176L168 175H166L165 177L167 178ZM176 176V175H175ZM182 176V175H181ZM213 176V175H212ZM235 176V175H234ZM263 176V175H262ZM8 177V176H7ZM14 177V176H13ZM27 177V176H26ZM59 177V176H58ZM179 177H180V175H179ZM239 177V176H238ZM1 178V177H0ZM22 178V177H21ZM28 178H30V176H28ZM27 178V179H28ZM93 178L91 179L92 181H93ZM126 178V177H125ZM124 177H123V179H125ZM131 178H132V176H131ZM138 178H140V177H138ZM160 178V177H159ZM168 178H169V176H168ZM168 178H167V180H168ZM174 178V177H173ZM176 178V177H175ZM193 178V177H192ZM191 178V179H192ZM198 178V177H197ZM200 178V177H199ZM241 178V177H240ZM2 179V178H1ZM5 179H7V178H5ZM25 179V178H24ZM35 179H33V180H35ZM132 179H134V178H132ZM153 179V178H152ZM157 179V178H156ZM187 179V178H186ZM186 179H185V181H186ZM189 179V178H188ZM196 179V178H195ZM195 179H192V180H195ZM211 179V180H212ZM262 179V178H261ZM9 179H7V181H8ZM18 180H19V178H18ZM30 180H32L31 178H30ZM90 180V179H89ZM128 180V179H127ZM160 181H161V178L159 179ZM158 180V182H160ZM164 180H166V179H164ZM166 180V181H167ZM263 180V179H262ZM3 181V182H2ZM1 182L2 183H5L4 182V180H2ZM11 181V180H10ZM9 181V182H10ZM23 181V180H22ZM57 181V182H56ZM143 181V180H142ZM152 181V180H151ZM163 181V180H162ZM162 181H161V183H162ZM169 181V180H168ZM174 181V180H173ZM178 181V180H177ZM177 181H175V182H177ZM181 181V180H180ZM180 181H178L180 184H181V182ZM199 181V180H198ZM1 182H0V184H1ZM32 182V181H31ZM35 182V181H34ZM96 182V183H97ZM132 182H136V181H134V180H132ZM139 182V181H138ZM153 182V181H152ZM177 182V183H178ZM202 182V181H201ZM212 182V181H211ZM260 182V181H259ZM258 182V183H259ZM8 183V182H7ZM16 183H17V181H16ZM15 183V184H16ZM22 183V182H21ZM20 183V184H21ZM54 183H56V184H54ZM64 183V182H63ZM62 183V184H63ZM78 183H79V181H78ZM96 183H94V184H96ZM123 183H124V185H123ZM137 183V182H136ZM160 183V184H161ZM166 183V182H165ZM177 183H176V185H177ZM179 183H178V185L177 186H180L179 185ZM187 183V182H186ZM261 184H259L261 187H262V189L264 190V182H260ZM10 184V183H9ZM24 184V183H23ZM39 184V185H40ZM91 184H93V182L91 183ZM93 184V185H94ZM135 186H139V184L137 183V184H135V183H133ZM150 184V183H149ZM185 184V183H184ZM188 184H191L190 182L188 183ZM187 184V185H188ZM197 184H199V183H197ZM212 183H210V185H211ZM235 184V185H234ZM1 185H3V184H1ZM54 185V186H53ZM67 185V184H66ZM79 184H77V186H78ZM100 185L98 184V186L100 187ZM134 185L133 186H130L131 188L132 187H134ZM176 185H173L172 187H173V189L174 188H176ZM186 185V184H185ZM193 184H191V186H192ZM195 185H196V183H195ZM194 185V186H195ZM208 185V184H207ZM31 186H32V184H31ZM52 186L54 187V188H52ZM59 186V185H58ZM61 186V185H60ZM82 186V185H81ZM95 186H97V185H95ZM94 186V187H95ZM103 186V185H102ZM137 186V187H138ZM153 186V185H152ZM166 186V185H165ZM182 187H183V185H181ZM181 186L180 187H178L179 189L177 190L176 189V191H178V193H177V195L178 194H180L179 192L180 191H184L185 192V194H186V189H184L183 190V188H182V190H181ZM194 186H192V187H194ZM198 187L200 186V185H197ZM7 187V186H6ZM32 187H34V184H33V186ZM36 187V186H35ZM39 186H37V188H38ZM66 187V186H65ZM68 187V186H67ZM156 187V186H155ZM187 187V186H186ZM185 187V188H186ZM188 187H189V185H188ZM209 187V186H208ZM207 187V188H208ZM5 188V189H4ZM41 188V187H40ZM39 188V189H40ZM56 188H57V186H56ZM61 188V187H60ZM59 188V189H60ZM71 188V187H70ZM73 188V187H72ZM88 188V187H87ZM166 188V187H165ZM167 188H168V186H167ZM200 188H202V187H200ZM204 188H205V186H204ZM203 188V189H204ZM66 190H67V188H65ZM80 189V188H79ZM78 189V190H79ZM86 189V188H85ZM97 189V188H96ZM101 189H102V187H101ZM107 189V190H106ZM136 189V188H135ZM155 189V188H154ZM156 189H157V187H156ZM196 189V188H195ZM198 189V188H197ZM196 189V190H197ZM216 189V190H215ZM251 189H253V188H251ZM28 190H33V188H31L30 187V185H29V188H28ZM45 190H42V191H45ZM58 190V189H57ZM69 190V189H68ZM93 190H95V188L93 189ZM100 190V189H99ZM98 190V191H99ZM104 190V189H103ZM134 190V188L131 190V189H129L128 191H131V192H127V194L129 195V196H131L132 194L131 193H133L132 191ZM167 190V189H166ZM168 190H170V188L168 189ZM190 190V189H189ZM188 190V191H189ZM193 189H191V191H192ZM219 190V191H218ZM263 190H261V191H263ZM38 191V190H37ZM76 191V190H75ZM87 191H89V190H87ZM101 191V190H100ZM157 191H159V190H157ZM162 191V190H161ZM171 191H173V190H170V192ZM205 191V192H206ZM241 191H242V193H243V195H244V197H243V195L241 194ZM249 191V190H248ZM36 192V191H35ZM61 192V191H60ZM70 192V191H69ZM163 192L164 191H162V194H163ZM183 192V193H184ZM202 192V189H201V191H200V193ZM209 192H208V194H209ZM216 192V193H215ZM218 192V193H217ZM44 193V192H43ZM73 193H74V191H73ZM94 193H96V190H95V192ZM108 193V194H109ZM168 193V192H167ZM182 193V192H181ZM187 193H190V192H187ZM194 193H197V191L195 192L194 191ZM198 193H199V191H198ZM197 193V194H198ZM249 193V192H248ZM250 193H251V191H250ZM261 194H262V192H260ZM264 193V192H263ZM21 194V195H20ZM40 194V193H39ZM45 194V193H44ZM54 194V193H53ZM72 194V193H71ZM78 194V193H77ZM96 194H98V193H96ZM101 194V193H100ZM120 194V195H119ZM126 194V193H125ZM131 194V195H130ZM162 194H161V196H162ZM176 194V193H175ZM246 194V195H245ZM253 194V193H252ZM4 195V194H3ZM27 195V196H26ZM41 195V194H40ZM50 195V196H49ZM102 195H103V193H102ZM104 195H105V193H104ZM159 195H160V192H159ZM159 195H157V196H159ZM164 195V194H163ZM166 195V194H165ZM164 195V196H165ZM172 195H173V193H172ZM180 195H182V194H180ZM189 195V194H188ZM190 195H193L192 194V192H191V194ZM260 195V194H259ZM36 196V195H35ZM59 196V195H58ZM66 196V195H65ZM160 196V197H161ZM184 196H186V195H184ZM194 196H197V195H194ZM199 196V195H198ZM207 196V195H206ZM261 196V195H260ZM53 197V196H52ZM101 197V196H100ZM105 197V196H104ZM108 197H107V199H108ZM136 197V196H135ZM166 197V196H165ZM164 197V198H165ZM169 197H170V195H169ZM177 197V196H176ZM193 197V196H192ZM205 197V196H204ZM263 197H264V195H263ZM1 198V197H0ZM32 198V197H31ZM61 198H62V196H61ZM60 198V199H61ZM65 198H67V197H65ZM70 198V197H69ZM69 198H67V199H69ZM96 198V197H95ZM123 198V197H122ZM130 198V197H129ZM128 198V199H129ZM133 198V197H132ZM164 198H163V202H164ZM168 198V197H167ZM188 198V197H187ZM187 198H185V199H187ZM190 198V197H189ZM199 198H201V197H199ZM208 198V197H207ZM241 198V199H240ZM54 199V198H53ZM57 199H59V198H56L55 199V202H56V200ZM83 199H84V197H83ZM115 199V200H114ZM134 199V198H133ZM155 199V198H154ZM158 199V198H157ZM171 198H169V200H170ZM175 199V198H174ZM173 198L171 199V200H174ZM183 199V198H182ZM192 199H194V198H192ZM243 199V200H242ZM247 199V198H246ZM259 199V197L257 198V200ZM264 199V198H263ZM262 199V200H263ZM6 200H8V199H6ZM11 200V199H10ZM65 200V199H64ZM139 201H140V199H138ZM142 200V199H141ZM169 200H167L168 202H169ZM198 200V199H197ZM239 200H242V201H239ZM250 200H251V198H250ZM260 200V199H259ZM262 200H261V205H257V206H259L260 207V209H261V211H263L262 209V207H264V204H262ZM9 201V200H8ZM67 201V200H66ZM65 201V202H66ZM74 200H72L71 202V204H73L74 205V202H73ZM129 201V200H128ZM153 201V200H152ZM166 201V200H165ZM174 201H176V200H174ZM177 201H179V200H177ZM191 201V200H190ZM194 201V200H193ZM202 201V200H201ZM206 201V200H205ZM204 202V203H206L207 205H208V203L209 202ZM241 202V203H238L239 205H237L236 204V202ZM248 201H249V199H248ZM247 201V202H248ZM252 201V200H251ZM256 201V200H255ZM64 202V201H63ZM88 202V201H87ZM86 202V203H87ZM126 202V201H125ZM143 202V201H142ZM188 202V201H187ZM246 202V203H247ZM3 203V202H2ZM39 203V202H38ZM44 203V202H43ZM110 203V202H109ZM113 203V202H112ZM141 203V202H140ZM144 203V202H143ZM156 203V202H155ZM158 203V202H157ZM170 203L172 204V202L170 201ZM175 203V202H174ZM177 203V202H176ZM193 203V202H192ZM192 203H177L176 204V207L177 208H179L178 210H180V209H182L183 208V211L184 212H182L181 210H180V212H176V216L173 214V216L174 217H171L172 215H170V213H169V215H166V217H165V215H164V217H165V219L167 220V222H166V224L167 225H164V222H162L163 224H157V229L155 228L156 226H155V224H156V218H157V214H156V212L154 213V212H152L153 210H151V209H148L150 212H148V210H147V208H146V210H147V212L144 214L143 213V211H144V209H143V207H142V209H143V211H142V215H145L146 216V214H147V217H145L146 219H149V217H150V219H153L154 218V222H153V224L154 225H152L151 224V226L153 227L152 228V230H154L153 232H152V230H151V228H150V232H152L153 234H155L156 236H154V235H152V233H150L151 234V236H154L153 237V239L152 240H154V242L151 240V239H149V241L151 242H153V245H152V243L151 244H149L148 243V245H149V248H150V246L151 247H153V248H151L150 250H151V252H150V250L148 249V245H147V249H148V251L146 250V244L145 243H147V241L144 243V242H142V243H144V244H142L140 241H141V239L138 241L137 240V242H135V240H134V242L135 243H138V246L140 245H142L141 247H143V246H145V249L144 250H146V252L149 254V256L150 257H154V259L155 260H158V258H159V260L160 259H163L162 258V256L163 257H165L163 260L165 261V263H166V261L167 262H169L170 261V264H194V263H197V258L199 257V256H197L198 254H200V256H201V254H206V252H202L201 253V251H200V253L199 252H197V251H199V249H198V244L196 245V246H193V247H191L190 246V248L191 249H189V248H186V246H188L189 247V245L191 244L190 242V244L188 243V242H186L187 241V239H194V237H195V240H197V238H196V236H198L199 235V240H200V237H201V235H203V230L205 231L206 229H204L205 228V224L204 223H201L199 220H194V217H196V216H194L195 214H198V213H196L195 211L196 210H198V209H196L195 208V210H194V208L192 207V206H194V205H192ZM201 204H203L202 202H200ZM245 203V202H244ZM246 203L244 204V206L246 205ZM249 204H250V202H248ZM264 203V202H263ZM1 204V203H0ZM27 204V203H26ZM34 204V203H33ZM67 204V202L65 203V205ZM111 204V203H110ZM114 204V203H113ZM130 204H131V202H130ZM166 204H169V203H166ZM191 204V205H190ZM195 204V203H194ZM196 204H197V201H196ZM206 204H205V206H206ZM9 205V204H8ZM36 205V204H35ZM40 205V204H39ZM42 205V204H41ZM59 205V204H58ZM63 205H64V203H63ZM72 205V206H73ZM82 205V204H81ZM84 205H85V203H84ZM127 205V204H126ZM132 205V204H131ZM130 205V206H131ZM140 205V204H139ZM141 205H142V203H141ZM198 205H199V203H198ZM212 205V204H211ZM236 205V206H235ZM0 206H2V204L0 205ZM5 206H7V205H5ZM11 206V205H10ZM23 206H26L27 207V205H23ZM60 206H61V204H60ZM67 206H68V204H67ZM71 206V205H70ZM86 206V205H85ZM85 206H83V207H85ZM117 206H119V204L118 205H116V208H117ZM143 206H145V205H143ZM209 206V205H208ZM207 206V207H208ZM247 206H249V205H247ZM14 207V206H13ZM20 207V208H19ZM33 207V206H32ZM32 207H29V209L30 208H32ZM35 207V206H34ZM43 207H41V208H43ZM112 207V206H111ZM150 207V206H149ZM154 207V206H153ZM172 207V206H171ZM175 207V206H174ZM196 207V206H195ZM240 207H242V206H240ZM239 207V208H240ZM256 207V206H255ZM15 208H12L13 209V211L15 212ZM19 208V209H18ZM40 208V209H41ZM62 208V207H61ZM86 208H87V206H86ZM112 208H114V207H112ZM115 208V209H116ZM205 208V207H204ZM218 208V209H217ZM249 209H251V207L249 206L248 207ZM248 208H246V209H248ZM0 209H2V208H0ZM15 209V210H14ZM55 209V208H54ZM65 209V208H64ZM88 209V208H87ZM117 209H119V208H117ZM139 209V208H138ZM141 209V210H142ZM159 209V208H158ZM172 208H168V210L170 211ZM202 209V208H201ZM209 209V208H208ZM214 209V208H213ZM213 209H212V211H213ZM244 209H245V207H244ZM243 209V210H244ZM245 209V210H246ZM248 209V210H249ZM259 209V208H258ZM4 210V207H3V209H2V211ZM16 210V211H17ZM25 210V209H24ZM35 210V209H34ZM38 210V209H37ZM73 210V209H72ZM79 210H81L80 208H79ZM78 210V211H79ZM136 210H137V208H136ZM140 210V209H139ZM140 210V211H141ZM164 210V209H163ZM185 210H187V211H185ZM200 210V209H199ZM240 211L239 212H242L243 213V211H241L242 209L240 208L239 209ZM21 211H23V209L21 210ZM36 211V210H35ZM41 211V213H43ZM53 211V210H52ZM62 211V210H61ZM65 211V210H64ZM88 211V210H87ZM112 211H114L113 209H112ZM112 211H111V214H112ZM172 211V210H171ZM208 211V210H207ZM215 211V210H214ZM238 210H236V212H237ZM257 211V210H256ZM260 211V212H261ZM11 212V211H10ZM28 212L29 211H27V213L26 214H28ZM37 212V211H36ZM40 212V211H39ZM55 212V211H54ZM57 212V211H56ZM77 212V211H76ZM80 212V211H79ZM83 212H85V211H83ZM118 214H117V213ZM158 212V211H157ZM235 212V213H236ZM251 212H252V214H253V212L254 211H252V209H251ZM34 213V212H33ZM116 215L114 216V221H115V219L117 218V216H118V218L116 219V220H120L121 221V218H119L120 216V214H119V212L118 211H116L115 210V212H114ZM159 213V212H158ZM167 213V212H166ZM173 212H171V214H172ZM189 213L191 214V213H193V214H191V215H193L194 217H189ZM195 213V214H194ZM206 213V212H205ZM214 213H216V211L214 212ZM229 212H227V214H228ZM57 214V213H56ZM65 214H67V213H65ZM88 214V213H87ZM86 214V215H87ZM89 214H90V212H89ZM94 214V213H93ZM139 214V213H138ZM154 214L156 215L155 217H154ZM168 214V213H167ZM217 214V213H216ZM234 214V213H233ZM237 214V213H236ZM239 214H241V213H239ZM262 214H263V212H262ZM10 215V216H9ZM29 215V217L32 219V217L30 216V213L28 214ZM63 215V214H62ZM81 215V214H80ZM92 215V214H91ZM140 215V214H139ZM202 215V214H201ZM205 215V214H204ZM232 215V214H231ZM260 215V214H259ZM15 216V217H14ZM34 216V215H33ZM61 216V215H60ZM65 216V215H64ZM78 216V215H77ZM102 216V215H101ZM159 216H161V215H159ZM167 216H169V220H168V218H167ZM198 216H199V214H198ZM215 216V215H214ZM217 216V215H216ZM219 216H221L220 218H219ZM242 216V215H241ZM12 217V218H11ZM38 217H39V213H38ZM84 217V216H83ZM82 217V219H81V221H80V224H81V226H83V228L85 227V228H87L88 227V223H87V221L84 219ZM108 217V216H107ZM140 217H141V215H140ZM152 217V218H151ZM162 217V216H161ZM160 217V218H161ZM163 217V218H164ZM232 217V216H231ZM233 217H234V215H233ZM246 217V216H245ZM249 217H251V216H248V218ZM257 217H258V215H257ZM256 217V220H258L259 219V217H261V215L257 218ZM15 218V219H14ZM27 218L29 219V224H28V222H27ZM34 218H36V217H34ZM55 218H57V217H55ZM64 218H66V216L64 217ZM87 218V217H86ZM106 218V217H105ZM145 218H143V219H145ZM193 218V219H192ZM200 218V217H199ZM214 218V217H213ZM230 218V217H229ZM238 218H239V215H238ZM241 218V217H240ZM44 219V218H43ZM58 219H59V217H58ZM89 219V218H88ZM92 219V218H91ZM97 219V218H96ZM110 219V218H109ZM141 219V221H143L142 220V218H140ZM150 219H149V221H150ZM158 219V218H157ZM196 219V218H195ZM198 219V218H197ZM212 219V218H211ZM235 219V218H234ZM233 219V220H234ZM250 219V218H249ZM260 219H262V217L260 218ZM259 219V220H260ZM39 220V219H38ZM37 220V221H38ZM55 220H57V219H55ZM60 220V219H59ZM90 220V219H89ZM160 220V219H159ZM159 220H158V222L157 223H159ZM165 220V221H166ZM209 220V219H208ZM237 220V219H236ZM248 220V219H247ZM52 221H54V220H52ZM62 221V220H61ZM64 221V220H63ZM62 221V222H63ZM66 221H68V218H67V220ZM84 221H86V222H84ZM93 221V220H92ZM104 221V220H103ZM103 221H101V222H103ZM110 221V220H109ZM162 221V220H161ZM164 221V220H163ZM213 221H215V220H213ZM231 221V220H230ZM255 221V220H254ZM39 222V221H38ZM56 222V221H55ZM210 222V221H209ZM242 222V221H241ZM246 222V221H245ZM256 222V221H255ZM13 223H19L18 225H16V226H14L13 225ZM30 223H31V225H30ZM58 223V222H57ZM68 224H69V222H67ZM66 223V224H67ZM93 223H96V220H95V222H93ZM105 223V222H104ZM109 223V222H108ZM107 223V224H108ZM111 223V222H110ZM115 223H118V222H116L115 221ZM120 223H122V222H120ZM119 223V224H120ZM143 224L145 223V222H142ZM141 223V224H142ZM147 223V222H146ZM232 223V222H231ZM238 223H239V221H238ZM253 223V222H252ZM258 222H256V224H257ZM259 223H261V221L259 222ZM37 224V223H36ZM35 224V225H36ZM112 224V223H111ZM117 225V227H119L120 225ZM241 224V223H240ZM239 224V225H240ZM246 224H248L247 222H246ZM39 225V224H38ZM58 225V224H57ZM98 225V224H97ZM145 225V224H144ZM144 225L142 226L141 225V227H143L144 228ZM150 225V224H149ZM160 225H164V226H160ZM216 225V224H215ZM233 225V224H232ZM74 226V225H73ZM76 226H77V224H76ZM101 226V225H100ZM103 226V225H102ZM113 226H114V224H113ZM116 226V225H115ZM137 226V225H136ZM148 226V225H147ZM155 226V227H154ZM158 226L159 227H162L164 230H162V229H159L158 228ZM242 226V225H241ZM244 226V225H243ZM254 226L256 227V226H258V225H255V223H254ZM254 226H253V228H254ZM32 227V228H31ZM37 227H39V226H37ZM56 227V226H55ZM65 227H68V226H65ZM70 227V226H69ZM68 227V228H69ZM78 227V226H77ZM104 227V226H103ZM116 227V228H117ZM146 227V226H145ZM148 227H150V226H148ZM222 227V226H221ZM238 227V226H237ZM250 227V230H251V227H252V224H251V226H249ZM35 228V227H34ZM53 228H54V226H53ZM71 228V227H70ZM80 228V227H79ZM147 228V227H146ZM252 228V229H253ZM259 228V227H258ZM257 228V230H261V229H258ZM76 229V228H75ZM78 229V228H77ZM110 229V228H109ZM120 229V230H119ZM133 229L135 230V228L133 227ZM137 229H138V227H137ZM149 229V228H148ZM159 229V230H158ZM239 229V228H238ZM256 229V228H255ZM263 229V228H262ZM60 230V229H59ZM73 230H74V228H73ZM99 230H101V229H99ZM108 230V229H107ZM112 230H114V229H112ZM117 233H118V237H117V235H116V233H114L115 235H116V242H117V245H116V247H117V249L116 248H114V250H112V252H110V253H112V257H111V259L113 258L114 260H116L117 259V261H115V262H118V263H116V264H132V262L135 260H133L132 258L134 257V253L132 252V248H129V246H128V243L129 242H127L126 243V240L128 239V238H130V242H133V236H132V234L130 235L129 234V232H128V230L126 231L125 230V228H117ZM247 230V229H246ZM57 231V230H56ZM63 231V230H62ZM66 231H67V228H66ZM71 231V230H70ZM76 231V230H75ZM103 231V230H102ZM132 231V230H131ZM141 231H142V229H141ZM145 231H149V230H146L145 229ZM207 231V230H206ZM213 231V230H212ZM224 231V230H223ZM249 231V230H248ZM252 231V230H251ZM250 231V232H251ZM255 231V230H254ZM69 232V231H68ZM208 232V231H207ZM209 232H211V231H209ZM36 233H39V237L37 236V234ZM64 233H66V232H63V234ZM76 233V232H75ZM78 233V232H77ZM80 233V232H79ZM131 233H133V232H131ZM135 233H136V231H135ZM142 234L144 233V232H141ZM200 233H201V235H200ZM246 233H248L247 231H246ZM257 233V232H256ZM147 234H148V232H147ZM146 234V235H147ZM149 234V235H150ZM206 234V233H205ZM209 234V233H208ZM211 234V233H210ZM235 234V233H234ZM233 234V235H234ZM249 234V233H248ZM57 235H58V232H57ZM64 235H68V233L67 234H64ZM74 235V234H73ZM72 235V236H73ZM76 235H78V234H76ZM81 235V234H80ZM212 235V234H211ZM210 235V236H211ZM221 235V234H220ZM230 235V236H231ZM3 236V237H2ZM114 236V235H113ZM127 236H128V238H127ZM131 236H132V238H131ZM140 236V235H139ZM138 233H137V236L135 235V237H137V239H139L138 237ZM144 236V235H143ZM209 236V237H210ZM223 236V235H222ZM222 236H221V239H222ZM229 236V235H228ZM235 236V235H234ZM57 238H59V236H56ZM61 237H63V235L61 236ZM68 237V236H67ZM61 238V239H65L66 241H67V239H69V238ZM74 239H76V236L74 235ZM89 237V236H88ZM208 237V238H209ZM212 237H213V235H212ZM55 238V237H54ZM72 238V237H71ZM78 238H79V235H78ZM127 238V239H126ZM184 238L186 239V240H184ZM204 238V237H203ZM217 238H218V236H217ZM235 239V237H233L232 236V239ZM253 238H254V236H253ZM262 238V237H261ZM2 239H0V241L2 240ZM60 239V238H59ZM73 239V238H72ZM86 239V238H85ZM136 239V238H135ZM146 240V238L144 237L143 238V240ZM211 239V238H210ZM213 239H215V237L213 238ZM213 239H211V240H213ZM220 239V238H219ZM57 240V239H56ZM71 240V239H70ZM76 240H78V239H76ZM129 240V239H128ZM142 240V241H143ZM199 240L197 241V243H199ZM205 240H206V238H205ZM208 240V239H207ZM246 240V239H245ZM81 241V240H80ZM79 241V242H80ZM87 241H88V239H87ZM193 242H194V240H192ZM210 241V240H209ZM216 241L218 242V240L216 239ZM216 241H214V242H216ZM224 241V240H223ZM234 241V240H233ZM250 241V240H249ZM60 242V241H59ZM68 242V241H67ZM75 242H77V241H75ZM196 242V241H195ZM201 242H203V241H201ZM211 242V241H210ZM221 242V241H220ZM219 242V243H220ZM244 242V241H243ZM242 242V243H243ZM65 243V242H64ZM94 243V242H93ZM205 243V242H204ZM223 243V242H222ZM53 244V243H52ZM66 244H68V243H66ZM89 244V243H88ZM88 244H87V247L85 248V249H83L85 246H83V248L80 250V252H79V255L77 256L75 253H74V255H75V257L77 258V257H80V258H77V261H79V262H77V264H79L80 262L81 263H83V264H89L92 260H93V262H96L95 264H97V262L98 263H102V260L106 263V261H105V259L107 258V256H105L106 254V252L104 253L103 251H104V249H102L101 248V250H102V252H101V250H99L98 248L99 247H101V246H98L97 247V243H94V245H90V246H88ZM90 244H92V241L90 242ZM195 243H193V244H191V245H194ZM221 244V243H220ZM0 245H1V243H0ZM43 245V246H44ZM58 245V244H57ZM56 245V243H55V246H57ZM62 245H63V243H62ZM69 245H70V243H69ZM72 245H73V242H72ZM78 245H79V243H78ZM80 245H81V243H80ZM84 245H86V244H84ZM100 245V244H99ZM136 245V244H135ZM225 245V244H224ZM241 245V244H240ZM247 245V244H246ZM261 245H263V244H261ZM59 246V245H58ZM65 246V245H64ZM67 246V245H66ZM76 246H77V244H76ZM155 246V247H154ZM249 246V245H248ZM251 246H252V244H251ZM37 247V248H36ZM40 247V246H39ZM68 247V246H67ZM70 247V246H69ZM73 247L75 248V246L73 245ZM102 247H103V245H102ZM105 247V246H104ZM133 247V246H132ZM135 247V246H134ZM197 248V250H196V248ZM213 247H215V246H213ZM240 247V246H239ZM243 247V246H242ZM18 248L20 249V250H18ZM54 248V247H53ZM81 248V247H80ZM79 248V249H80ZM112 248V247H111ZM140 248V247H139ZM202 248V247H201ZM260 248V247H259ZM263 248V247H262ZM24 249V250H23ZM26 249V250H25ZM46 249V248H45ZM69 249V248H68ZM143 249V248H142ZM204 251H205V249L204 248H202ZM241 249V248H240ZM244 249V248H243ZM242 249V250H243ZM248 249V248H247ZM254 249V248H253ZM15 250H18V251H15ZM39 250V249H38ZM107 250V249H106ZM117 250V251H116ZM188 250H190L189 252H188ZM208 250H211L210 248H208ZM251 250V249H250ZM254 250H256V249H254ZM259 250V249H258ZM257 250V251H258ZM7 251H9V250H7ZM41 251V250H40ZM46 251V250H45ZM70 251H71V249H70ZM84 251H86V252H84ZM140 251V250H139ZM241 251V250H240ZM249 251V250H248ZM10 252H11V249H10ZM15 252V253H14ZM16 252H17V254H16ZM44 252V251H43ZM48 252H50V251H48ZM146 252H145V254H146ZM209 252V251H208ZM247 252V251H246ZM244 250L241 252V256H240V258H241V263L240 264H252L253 262H256V258H254V260L255 261H253L251 258H253V257H249V255L246 253ZM264 252V251H263ZM2 253V252H1ZM4 253V252H3ZM21 253V252H20ZM41 253V252H40ZM46 253V252H45ZM50 253H52V252H50ZM66 253H68V252H66ZM71 253V252H70ZM100 253H104V255L103 256H105V257H103L102 258V256H100ZM108 253V252H107ZM198 253V254H197ZM250 253V252H249ZM258 253V252H257ZM262 253V252H261ZM10 254V253H9ZM47 254V253H46ZM158 254L160 255V257L158 256ZM254 254H255V252H254ZM6 255H8V254H6ZM20 255V254H19ZM21 255H23L22 253H21ZM48 255V254H47ZM46 255V256H47ZM111 255V254H110ZM154 255H156V256H154ZM162 255V256H161ZM251 255H252V253H251ZM260 255V254H259ZM258 255V256H259ZM262 255V254H261ZM264 255V254H263ZM262 255V256H263ZM9 256V255H8ZM64 256V255H63ZM139 256H141V254L139 255ZM145 256V255H144ZM194 256H197V258H195V260H196V262H194V263H191L192 262V259L194 258ZM258 256H254V257H258ZM0 257H2L3 258V256H0ZM24 257H26V258H24ZM38 257H40L39 255H38ZM37 257V258H38ZM43 257H45V256H43ZM50 256H48V259H47V262L49 261H51V259L49 258ZM54 257V256H53ZM102 258V260H101V258ZM146 257H147V255H146ZM150 257H148L149 259H151ZM217 257V256H216ZM236 257V256H235ZM1 258V259H2ZM9 258V257H8ZM17 258V259H16ZM34 258V257H33ZM62 259H63V257H61ZM60 258V259H61ZM105 258V259H104ZM110 258V257H109ZM141 257H138V259H140ZM157 258V259H156ZM218 258V257H217ZM249 258V259H248ZM261 258V257H260ZM36 259V258H35ZM45 259V258H44ZM112 259V260H113ZM154 259H151V260H154ZM222 259V258H221ZM6 260V259H5ZM9 260V259H8ZM68 260V259H67ZM66 260V261H67ZM158 260V261H159ZM163 260H161V264H162V261ZM194 260V259H193ZM194 260V261H195ZM218 260V259H217ZM240 260V259H239ZM1 261V260H0ZM18 261H16V262H18ZM62 261V260H61ZM100 261V262H99ZM107 261H108V259H107ZM132 261V262H131ZM140 261V260H139ZM226 261V260H225ZM3 263H4V261H2ZM6 262H7V260H6ZM16 262H15V264H16ZM49 262H48V264H49ZM64 262V261H63ZM72 262V261H71ZM111 262V261H110ZM109 262V263H110ZM153 262H155V261H153ZM235 262V261H234ZM262 262V261H261ZM10 263H12L11 261H10ZM70 263V262H69ZM80 263V264H81ZM137 263V261L134 263V264H136ZM155 263H158V262H155ZM228 263H230V262H228ZM233 263V262H232ZM0 264H2V263H0ZM66 264H67V262H66ZM74 264V263H73ZM76 264V263H75ZM138 264V263H137ZM154 264V263H153ZM163 264H164V262H163ZM166 264H168V263H166ZM220 264V263H219ZM222 264V263H221ZM231 264V263H230ZM255 264H259V262L258 263H255ZM263 264V263H262Z\"/></svg>",
	"mask_w": 264,
	"mask_h": 264
}]
</instances>
